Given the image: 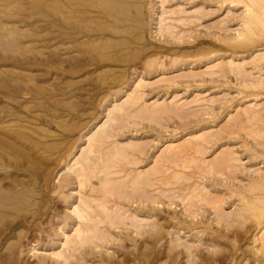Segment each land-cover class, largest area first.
<instances>
[{
	"label": "rangeland",
	"instance_id": "rangeland-1",
	"mask_svg": "<svg viewBox=\"0 0 264 264\" xmlns=\"http://www.w3.org/2000/svg\"><path fill=\"white\" fill-rule=\"evenodd\" d=\"M148 1V2H147ZM161 1H164V0H145V6H144V14H143V18L140 16V21H142L143 20V22L144 23H146V24H142L141 26H137V23L136 22H132L131 24H129L130 26H131V28H129V31L127 30V27H125L126 29L123 31V32H125L126 31V33H119V34H114L113 33V35L111 34V35H109V34H106V40H108L109 42H107L105 39H93L92 37V39H87L85 36V38L83 37V38H80V39H82V41H84V42H82V46L80 45V48H79V50H78V56H79V58H78V56H77V58L75 59V58H72V57H68V60L69 59H71V61L70 62H68L67 60V62L68 63H61V61H60V57H61V51H60V47H59V41H58V36H59V31L60 30H58L59 29V23H58V21H59V14H58V12H59V9H57V8H59V7H57L58 5H56L57 3H56V0H0V26L2 27H0V84L2 83H5V85H7L6 87H3V86H0V96L3 98V100L2 101H0V106L3 108V109H1L0 108V113L1 114H7L8 112H9V109H10V107L12 106V104H15V102H13V101H11V100H9V99H7V96H6V94L8 95V98H12L13 97V99L14 98H16V100H25L26 101V104L28 103V108H30V106H31V110L30 109H23V111H21L20 112V114H21V116H19L20 117V119L19 118H17V117H12L11 116V118H9V120H8V118H7V116L5 115V117L4 118H2V120H4V119H6V121H5V123H3V122H1L2 120H0V125H3V124H6V123H8V122H10L11 120H12V122H10L11 124H13V125H18V126H20L21 127V129H23V128H25L24 126H29V127H27V128H25V129H23V131L25 132V134H27V136L29 135V136H31V137H29L28 136V139L30 140H22V139H17L16 141H14V148H17V149H15V152H13V154H12V158L11 159H8V160H10V162H11V164L9 163V165H8V161H7V159L6 160H4V163H5V166H7L8 168H9V174H10V177H11V175H12V177L10 178L9 177V180L10 181H13L16 177L15 176H17V180L19 181V180H23V178H25V181L23 180V181H21L22 182V184H24V185H20V187H22V188H20L21 189V192H22V194H23V196H25L26 197V195H27V197L29 198V199H27V201H25V200H23V202H22V204L21 203H18V205H16L17 207H18V209H17V207L15 206L14 207V210H12V209H10L9 211H7V214H8V217L5 215V214H2V215H0L1 217H3V218H0L1 220H0V225H3L2 224V222H7V221H10V220H14V221H16V225H14L13 227H12V231L10 232V233H12V234H8L7 235V237L6 238H2L1 236H0V246H3V247H0V259L1 260H3L4 262L6 261V264H17V263H19L20 262V260H21V262L19 263V264H36L37 262L38 263H40V264H53L54 262H55V264H58L57 262H58V258H60L61 259V257H56V259L55 258H52V257H49L51 254H52V252L50 251V250H52L53 252H55L56 250H58L59 248H62L58 243L60 242V240H61V238H58V235H59V237H61V234H59V233H62V231H66V232H68V233H70L71 232V228H72V226H74L75 224H76V220L75 219H73L74 217H73V213L71 212V210L70 209H72V206H71V203H76V201L78 200L77 198H78V193L79 192H83V194H85L87 191H88V193H89V185L83 190V191H81L82 189H78V183H76V180L74 181V179H73V181L71 180L70 181V179H68L69 178V175H67V174H69V173H66V172H69L68 171V169L66 168V166H65V164H67L68 162H69V164H70V159L72 160V158L73 157H76V156H78L79 154H80V152H81V149H80V147H84L85 146V143H86V137H84V136H86L85 134L91 129V128H93L96 124H98L99 122H101L102 120H103V118L105 117L106 118V114H107V112L105 113V111L107 110V108H109L110 106H111V104H112V102H115V101H120L121 99H123L124 97H125V91H128V90H131L132 88H133V82L132 81H135L137 78H139V77H142V78H144V79H146V80H149V81H153V82H155L154 80L155 79H157L158 77H160L161 76V74H163V76H165L164 78L165 79H171L172 81H168V80H166L165 82H164V79H162L163 80V82H160V81H162V80H160V79H157L156 80V84H151V85H149L148 83L147 84H145L144 85V87H142L141 88V92L143 91L144 92V94H142V99H144V102H149V101H151L152 102V100L153 101H155V100H158V101H160V100H168V99H170L172 96H174V95H176V98H178V99H180V100H191V99H193L194 97L196 98H198L197 100L198 101H196V102H194V103H192L191 102V104L189 103L183 110H185L186 109V111L187 110H189V109H191L192 107L194 108V107H196V106H200V107H196V108H194V110L192 111H190V114H192V117L191 116H189L188 115V113L186 112V111H181V113L182 114H184V115H180L181 113H180V111H178V112H176V113H178V114H175V116L173 117V112L172 113H170L171 115H169V112H168V114H166V113H164L163 114V117L161 116L160 117V115L158 116V118H156L157 120L159 119V121H160V119L161 118H163V119H161L162 120V122L161 123H159V122H155V121H157L156 119L154 120H152V118L151 119H149V118H147V117H145V115L144 114H134V115H136V116H138V118H134V117H136V116H131V117H128L127 119L128 120H126V118H125V120L124 119H121V121L122 122H120V121H116L117 122V127H116V122L112 125L113 126V128L115 129L114 130V135L116 134V135H118V136H113V138L112 139H114L115 138V140H119V141H123V140H126L127 138H138L139 140H141V141H143L144 143L143 144H145V142H147L148 144H147V147L146 146H142V148L144 149V151H145V149H146V151H145V153H143L142 152V154L141 153H137V154H135L136 155V159L137 160H139L140 162L138 163V161L136 160V162L138 163V165H137V167H136V162H135V160H133V158L132 157H127V160L124 158V159H122V160H124V161H122V163H120V161L121 160H119V162H118V164H120V166L125 170V169H127V167H128V165H129V167H128V169L126 170V172H128V171H134V170H136V169H138V168H145V167H149L150 165H152V163L154 162V160H152V159H154V157H156V153H157V151H158V149L160 148V147H162L164 144H166L167 142H177V141H179V140H181L182 138H184L187 134H189V133H196V131L197 132H199V131H205V130H209V128L211 129V128H213V129H211L210 131H212L214 134L216 133V135L218 136L217 138H218V140L216 139V135H214L213 133L211 134L212 136L214 135V137H215V139L216 140H214V141H210L209 139H211L210 137H212L211 135L210 136H208L209 137V139H208V141H207V143H205L204 141L202 142V144L203 143H205V144H203V148H200V150L201 149H203V150H201L202 152H200V153H195V152H192V151H190V152H188V154L187 155H189V156H191V157H189V158H187L186 157V155H185V157L187 158V161H188V159H189V161H190V158H192V157H194L195 156V154H196V156L194 157V159H198L199 157L200 158H203V156H204V159L206 160L207 159V161L208 160H211L212 158H214L213 156H216V151L218 152V151H220L221 152V150L223 149V150H225L226 149V151L228 150L227 148H232L231 150L229 149V151L228 152H230L231 151V154H232V152H233V154H235L234 156L236 157V158H238L239 160H238V162L236 161H234V162H232L231 164H233L234 165V168L236 167V163H237V167H236V171L238 170V169H240V170H238L237 172L235 171V173L234 172H232V170H234V169H231V167H230V169H228V170H226L225 171V169H226V167L224 168L223 166H222V169L224 170H222V169H219V171H221L222 170V172L224 173H222L223 174V176H227L228 178H229V180H228V178L225 176V178H223V177H221V175L222 174H220V175H218L219 173H221V172H219L218 171V169H216V167H215V169H212V170H209L208 168V171L206 170V169H203L202 171H205L206 170V172L208 173V174H206V172H200V170H197V165H196V160H194L193 159V161H195V165H193V167L191 166V165H189V164H191V163H189V164H187V165H185L183 162H186V158L184 157V155L183 156H181L179 159H180V162H179V159L177 160V161H175V162H177V163H175L174 162V164H177V167H173L174 165H172L173 163H171V162H169V163H164L165 165H167L166 166V168L167 169H169L168 171H167V175H165V176H168L169 174L171 175L173 172H177V171H179V172H182V174L184 175V177H185V180L183 181V182H181V184H179V183H174L173 185H169V186H163V185H160L159 186V184L158 183H156V185L154 186L155 187V191L153 190L152 191V189H151V187H150V189H149V186H146V187H148L147 188V190L149 191V192H156V191H158L159 189H165V190H169V192L167 193V194H165V195H158V194H156V193H154L156 196H157V198L159 199H157L156 200V202H159V204H161V206H159V204L158 203H156V202H153L152 204L154 205V207L152 208V204H151V200H144V198H141L140 200H141V203L140 202H138V201H140V200H136V201H133L136 197H134V196H132V199H131V195L129 196V200L128 199H123L122 197V199L121 200H119V201H122V203H124V206L125 207H128L129 208V210H132V211H134V210H136L137 211V213H138V215L139 216H142V217H145V218H148V222H147V219H146V222H147V224H145L144 225V227L142 228V229H144V230H139V231H135V230H133V228H131V227H129V226H121V225H119L118 227H116V229H115V227H112V228H110L109 230L111 231V233H112V235L114 236H112V237H110L107 241L108 242H104L103 244L101 243V245H99L100 246V249H99V246H95V245H93V244H88V245H90V246H87V245H85L84 247H82L81 248V250L83 251V253H82V251L79 249V250H76V251H74V252H72L73 253V256L74 255H76V257H72V253H71V256L69 257L68 256V258L70 259V260H64L65 262L66 261H69V264H76L77 263V261H78V263L79 264H97V262H98V264H105V262L107 261L106 259H108L109 261H107L106 262V264H123L124 262L123 261H121V260H124L125 259V257L127 258V260L125 259L124 261H125V263L124 264H149L151 261V263L150 264H168L169 263V256H171L170 255V253L171 254H173V253H176V252H179L180 250L181 251H183V253L181 254V255H179V258H181L179 261H181V262H179V261H177V263L178 264H208V260H206L205 258L208 256L209 258H211L212 259V262H209V264H259V262L257 261V259L256 258H258V257H256L257 256V254H256V252H255V254H253L254 253V250H256V248L259 246V244H260V241L258 240V238L257 237H259V239L261 238L262 239V235L260 234L261 233V231H260V228L262 227V226H259V228H258V226L257 225H255V224H257L256 222H258L255 218H253L252 217V215H251V213L248 211V210H241V208L243 207V204L241 205H239V202L240 203H243V200H241V196L243 195V193L245 192V195L246 196H248V194H250V193H246L247 191L249 192V185H251V183H252V185H253V183H255L254 182V179H255V177H259L260 176V174L263 172L264 173V157H263V155H264V123L262 124V121L264 122V113L261 111V110H263V108H264V89H262V88H264V77H263V79H261L262 78V76L264 75V71L262 70V66H263V62H264V60L263 61H260L259 62V64H258V62H256L255 60H253V54H254V52L255 51H263V49H264V35H262L261 36V34H264L262 31H259V30H255V33H254V35L255 36H257V37H251L250 38V40H252V43H254V44H252V43H250V41H249V43L250 44H247V43H245L244 41H243V43L241 42V44H240V42H238L237 40H235V39H233V37H235V34H236V31H237V29H240V22H241V20H239V19H241L240 18V13L241 12H244V8H243V6H241L242 5V3L241 2H239V1H234V3H236V7H235V4H233L232 2H230L229 0V2L227 3V1L226 0H165V2H162V4H161ZM58 2V1H57ZM151 2H153V3H151ZM239 2V3H238ZM151 3V4H150ZM173 3V4H172ZM179 4L180 6H181V8H182V6L184 7V8H182V9H184V10H186V11H191V10H193L194 8H196L197 6L200 8V10L201 11H199L198 12V15L196 14V13H192V15H191V17H190V19H192L193 20V22H195V20H196V22H195V25L194 24H191L192 23V20H191V22H189L190 23V25L188 24V25H185V26H181V25H179L178 26V28H180L182 31H186V34L187 35H184V36H182L183 34H185V32L183 33V34H181V32L182 31H178L179 33H178V35H179V37L178 38H180V39H178L176 36V38L177 39H175V37L173 36V35H170L169 33H167V32H163L162 31V33L163 34H161L160 32V30L158 29L159 27V23H160V19H159V16L163 13L162 11H166L167 9H169V8H171V7H176L175 5H177V4ZM175 4V5H174ZM228 4V5H227ZM232 4V5H231ZM238 4V5H237ZM240 4V5H239ZM148 5H149V7H148ZM173 5V6H172ZM179 5H177V6H179ZM161 6V7H160ZM171 6V7H170ZM196 6V7H195ZM227 6V7H226ZM234 7V9H233V7ZM239 6V7H238ZM146 7V8H145ZM148 7V8H147ZM165 7V9H163ZM197 7V8H198ZM151 8V9H150ZM190 8V9H189ZM231 8V9H230ZM242 8H243V10H242ZM148 9V10H147ZM162 9V10H161ZM189 9V10H188ZM151 10V11H150ZM160 10H161V12H160ZM242 10V11H241ZM146 11V12H145ZM154 12H155V14L157 15H155L154 14ZM201 12V13H200ZM148 13L149 14V16H148V14L146 15V14ZM200 13V14H199ZM160 14V15H159ZM166 13H163V15L166 17V18H169V14L166 16L165 15ZM242 14V13H241ZM154 15H155V17H154ZM153 16V17H152ZM163 16V17H164ZM193 17V18H192ZM157 18H158V20H157ZM173 18V17H172ZM196 18V19H195ZM58 19V20H57ZM195 19V20H194ZM144 20H146V22L144 21ZM166 20H168V19H166ZM222 21V22H221ZM239 21V22H238ZM94 22L95 23H98V20H94ZM221 22V23H220ZM147 23H148V25H147ZM92 24H94V23H92ZM135 26H134V25ZM144 25H146V26H144ZM238 25V26H237ZM188 26H190V27H188ZM134 27V28H133ZM135 27H136V29H135ZM146 29H145V28ZM183 27V28H182ZM121 29H123L122 27H120ZM138 28H141V29H138ZM187 28H189V29H187ZM191 28V29H190ZM235 28V29H234ZM237 28V29H236ZM135 30V32H133L132 30ZM130 30H131V32H133V33H131L130 32ZM160 32H159V31ZM187 30H191L189 33H187L188 31ZM128 31V32H127ZM139 31V32H138ZM140 31H141V33H140ZM138 32V33H137ZM135 33H137V35H138V37H136L137 35L135 34ZM258 33V34H257ZM260 33V34H259ZM125 34V35H124ZM168 34V35H167ZM132 35V36H131ZM133 35H136V36H133ZM143 35V36H142ZM169 35L171 36L170 38H169ZM175 35V34H174ZM114 36H116V37H114ZM118 36H120V38L118 37ZM128 36V37H127ZM139 36H142V37H140L139 38ZM168 36V37H167ZM181 36V37H180ZM253 36V35H252ZM260 38H259V37ZM107 37H109V38H107ZM122 37V38H121ZM136 37V38H135ZM174 39H173V38ZM263 37V38H262ZM110 38H112V39H110ZM115 38H116V40H118V39H122V41L121 40H119L120 41V43H118V42H116V44L113 42V39H114V41H115ZM134 38V39H133ZM142 38V39H141ZM84 39V40H83ZM126 39V40H125ZM137 39H139V40H137ZM170 41H168V40ZM220 39V40H219ZM87 40V41H86ZM88 40H91V42H92V44H89V41ZM101 40H103V41H105V42H98L97 44H101V46H96V45H94L95 44V41H101ZM126 42H125V41ZM133 40V41H132ZM167 40V41H166ZM111 41H112V44H111ZM127 41H128V43H127ZM234 41H236L235 43H238V44H240V45H238V44H233L234 43ZM85 42H86V44H85ZM90 42V43H91ZM131 42V43H130ZM233 42V43H232ZM256 42V43H255ZM11 43V44H10ZM88 43V44H87ZM103 43H105L104 44V46H103ZM106 43H107V45H106ZM259 43H261V44H259ZM109 44H111V45H109ZM115 44V45H114ZM117 44H119V45H117ZM124 44V45H123ZM127 44V45H126ZM245 44H247V46H245ZM258 44V45H257ZM14 45H15V47H14ZM58 45V46H57ZM88 47H87V46ZM91 45V46H90ZM92 45H93V47H92ZM123 45V46H122ZM236 45V46H235ZM238 45V46H237ZM255 45V46H254ZM257 45V46H256ZM13 46V47H12ZM18 46V47H17ZM90 46V47H89ZM99 49L100 47H108L107 49L105 48L104 50L102 49V50H98L96 47ZM111 46V47H110ZM115 48H114V47ZM117 46V47H116ZM254 46V47H253ZM262 46V47H261ZM127 47V48H126ZM149 47V48H148ZM151 47V48H150ZM260 47V48H259ZM8 48V49H7ZM11 48V49H10ZM14 48V49H13ZM16 48V49H15ZM81 48H83V49H81ZM89 48H91V49H89ZM112 48V49H111ZM121 48V49H120ZM145 48H148V49H145ZM254 48V49H253ZM258 48V49H257ZM262 48V49H261ZM30 49V50H29ZM84 49H86V50H84ZM96 49H97V51L98 52H95L96 51ZM123 49V50H122ZM125 49H127L128 51H126ZM247 49V50H246ZM250 49V50H249ZM259 49H261V50H259ZM14 50V51H13ZM29 50V51H28ZM90 50H92V51H89ZM95 50V51H94ZM117 50H119V53H120V55H119V53H118V51ZM122 50V51H121ZM140 50V51H139ZM102 52V53H100V52ZM111 51V52H110ZM121 51V52H120ZM134 51H136L137 53H135ZM221 51H223L222 53H221ZM224 51H226L225 53H224ZM235 51V52H234ZM245 51V52H244ZM60 52V53H59ZM82 52H85V55H86V53H88L87 55H88V57H85L84 58V53H83V55H82ZM107 52V53H106ZM124 52H126V53H124ZM140 52V53H139ZM40 53V54H39ZM81 53V54H80ZM92 53V54H91ZM99 53H100V55L102 56V57H108L107 55H105V54H108V53H110V54H108L109 55V57H111V56H114V53H115V56H117L118 55V58H119V60H116V61H113L112 59H110V58H103L102 60H101V58H98V56H100L99 55ZM112 53V54H111ZM128 53H130V54H128ZM135 53V54H134ZM150 53H152L153 55H151ZM235 53V54H234ZM245 53V54H244ZM249 53V54H248ZM60 56H59V55ZM92 55V57H90L89 58V55ZM102 54H104V55H102ZM117 54V55H116ZM124 54V55H123ZM140 54V55H139ZM224 54H225V56H224ZM239 54V55H238ZM242 54H243V56H242ZM82 55V56H81ZM86 55V56H87ZM98 55V56H97ZM111 55V56H110ZM123 55V56H122ZM229 55V56H228ZM81 56V57H80ZM129 56V57H128ZM149 56H152L153 58L151 59V57L149 58ZM241 56V57H240ZM252 56V57H251ZM83 57V58H82ZM95 57V58H94ZM122 57V58H121ZM124 57H126V58H124ZM148 57V58H147ZM223 58V59H228V58H234L235 59V57H236V59L235 60H239V61H242V60H246L248 63H249V61H248V59H250L251 61H252V63L254 62H256L255 64L253 63V64H251V61H250V65H246V63H245V65H243L244 66V68H246V69H243V70H241V72L243 71H246L247 70V72L245 73H243V76H241L242 75V73L241 72H236V71H230V70H226L227 69V67L225 68H223L224 69V71L225 72H219V71H217V70H215V73H213V75L212 74H210L209 76H207V75H205L204 74V72L205 73H209V71H207V70H204V69H206L205 68V65L207 64V63H209L211 60H213L214 58ZM252 59H251V58ZM96 59V61H94L93 60V62L90 60V59ZM73 59L74 60H77V62L76 61H74L73 62ZM84 59H86L85 61H84ZM146 59H148L147 61H146V63L144 62ZM153 59H156V60H153ZM159 59V60H158ZM176 60V62H175V60ZM88 60V61H87ZM100 60H101V62H102V64H100L101 62H100ZM107 60H109V61H107ZM111 60V61H110ZM115 60V59H114ZM122 60H124V61H122ZM152 60V61H151ZM160 60H161V63H159L160 62ZM208 60V61H207ZM210 60V61H209ZM65 61V62H66ZM91 61V62H90ZM121 61V62H120ZM150 61V62H149ZM157 61H158V64H157ZM171 61H174V62H171ZM181 61V62H180ZM206 61V62H205ZM72 62V63H71ZM82 63V65L84 64H86L85 66L83 65H80V63ZM86 62V63H85ZM106 62V63H105ZM108 62V63H107ZM111 62V63H110ZM153 62H154V64H153ZM168 64H166V63ZM171 62V63H170ZM177 62H180V64H178ZM182 62H186L188 65H186V64H184L183 65V63ZM60 63V64H59ZM74 63V64H73ZM77 63H79V65L76 64ZM88 63V64H87ZM112 64V65H110V64ZM155 63H156V66H154L155 65ZM175 63V64H174ZM243 63H244V61H243ZM61 64H63L62 66H61ZM73 64V65H72ZM108 64H109V66H108ZM120 64V65H119ZM145 64H147V66H144ZM149 64H152V66L151 65H149ZM171 64H172V67H171ZM177 64H178V66H177ZM183 66H182V65ZM261 64V65H260ZM75 65V66H74ZM123 65V66H122ZM162 65V66H161ZM166 65L167 66H169V67H166ZM50 66V67H49ZM61 66V67H60ZM69 66V67H68ZM103 66H105V67H103ZM117 68H116V67ZM154 66V68H152ZM163 66L165 67L164 69V71H163ZM175 66H177L176 68H175ZM251 66V67H250ZM22 67H24V68H22ZM26 67H28L27 69H26ZM29 67H31V68H29ZM63 67V68H62ZM67 67H68V69H70V70H67ZM73 69V71H71V68ZM84 68V70H83V68ZM93 67H95V68H93ZM100 67V68H99ZM101 67H102V69H104L103 71L104 72H102V69H101ZM109 68V69H105V68ZM114 67V69H112V68ZM120 67V68H119ZM126 67V68H125ZM129 67V68H128ZM149 67V68H148ZM179 67V68H178ZM256 67V68H255ZM258 67V68H257ZM4 68V69H3ZM59 68H62V69H59ZM79 68V69H78ZM86 68V69H85ZM88 68V69H87ZM119 68V69H118ZM128 68V69H127ZM159 70H158V69ZM190 68V69H189ZM252 68V69H251ZM253 68H255V70H253ZM260 68H261V70L263 71V72H261V71H259L260 70ZM264 68V67H263ZM49 69V71H47ZM93 69V70H92ZM95 69H97L98 70V72H99V74L97 75V70L95 71ZM112 71H111V70ZM116 69V70H115ZM127 69V70H126ZM153 69V70H152ZM158 71H157V70ZM229 69V68H228ZM249 69V70H248ZM258 69V70H257ZM66 70V71H65ZM74 70H76L75 72H74ZM78 70L80 71V74H79V72H78ZM90 70V71H89ZM106 70H107V72H106ZM136 72H135V71ZM141 70H143V71H141ZM29 71V72H28ZM61 71L63 72L62 74H61ZM117 71V72H116ZM127 71V72H126ZM154 71H156V72H154ZM161 71V72H160ZM201 71H202V73L205 75H203V76H201L200 77V73H201ZM204 71V72H203ZM229 73H228V72ZM251 71V73H249ZM66 72V73H65ZM73 72H74V74H73ZM77 72V73H76ZM89 72H90V75H89ZM94 72V73H93ZM102 72V73H101ZM118 72H120V73H118ZM124 72V73H123ZM143 72V73H142ZM187 72V73H186ZM217 72H219V74L222 76V74H225V75H223L224 77H221V76H217ZM231 72V73H230ZM235 73L236 72V74L237 73H239L240 74V76H239V74L238 75H233L232 73ZM253 72V73H252ZM261 72V73H260ZM5 73V74H4ZM71 73V74H70ZM123 73V74H122ZM138 73V74H137ZM189 73L190 74H192L193 73V75L196 73L197 74V76H195V77H193V75H190L189 76ZM228 73V74H227ZM260 73V74H259ZM53 75V76H51V75ZM77 74V75H76ZM84 74V75H83ZM89 76H88V75ZM118 74H120V76H118ZM124 74H125V77H124ZM126 74H128V75H126ZM136 74V75H135ZM195 74V75H196ZM216 74V75H215ZM218 74V75H219ZM248 74H250V75H248ZM258 74V76L259 77H261L260 79L258 78V76H256ZM19 75V76H18ZM94 75H96V76H94ZM119 78H117L116 76ZM140 75V76H139ZM180 75H182V76H184V75H187L188 76V78H186L187 76H184V77H181ZM199 75V76H198ZM212 75V76H211ZM252 75H254L255 77V79L253 78V76ZM262 75V76H261ZM15 76V77H14ZM98 76H100V77H98ZM104 76V77H103ZM132 76V77H131ZM147 76V77H146ZM175 76H176V78H175ZM192 76V78H190ZM236 76H239V77H236ZM245 76H246V79H245ZM251 76V77H250ZM18 77V78H17ZM50 77V78H49ZM85 77V78H84ZM114 77H116L114 80H116V82L114 81V80H112V82L110 81L112 78H114ZM131 77V78H130ZM178 77V78H177ZM180 77V78H179ZM17 78V79H16ZM79 78V79H78ZM97 78V79H96ZM122 78H124V79H122ZM135 78V79H134ZM244 78V79H243ZM259 79V80H263L262 82H260V81H258L257 79ZM17 80V81H14V80ZM20 80V82L22 83V85L20 84V82H18L19 80ZM99 79V80H98ZM118 79V80H117ZM248 79V80H247ZM251 79V80H250ZM256 81H254V80ZM27 80H29V82L27 81ZM32 80V81H31ZM104 81L103 83L101 82V81ZM122 80V81H121ZM159 80V82H157ZM244 80V81H243ZM13 81V82H12ZM23 81V82H22ZM25 81V82H24ZM121 81V82H120ZM250 81V82H249ZM251 81H253V82H251ZM26 82H28V83H26ZM113 82H115V83H113ZM153 82H151V83H153ZM169 82V83H168ZM255 82V83H254ZM15 83H18L17 84V86H18V88H16L17 86L15 85ZM24 83V84H23ZM32 83H33V85H32ZM111 85H110V84ZM119 83V84H118ZM128 83V84H127ZM162 83H164V84H162ZM168 83V84H167ZM253 85H252V84ZM257 83V84H256ZM260 83V84H259ZM1 84V85H2ZM28 84V85H27ZM124 84V85H123ZM126 84V85H125ZM252 86H251V85ZM4 85V84H3ZM10 85V86H9ZM19 85H21V86H19ZM23 85L24 86H26V88H24L23 87ZM49 85V86H48ZM88 85V86H87ZM110 85V86H109ZM118 85V86H117ZM242 85H244L245 87H243ZM114 86V87H113ZM120 86H122L123 87V89H122V87H120ZM22 89H21V88ZM38 87V88H37ZM52 87V88H51ZM110 87V88H109ZM126 87V88H125ZM9 88V89H8ZM11 88H13V89H11ZM15 88V89H14ZM24 88V89H23ZM66 88V89H65ZM84 88V89H83ZM118 88V89H117ZM120 88V89H119ZM244 88V89H243ZM254 88V89H253ZM262 89V90H260V89ZM2 89V90H1ZM6 89V90H5ZM18 89V90H17ZM27 91H26V90ZM30 89H31V91H30ZM39 89H41V90H39ZM44 91H43V90ZM115 89H116V91H115ZM125 89V90H124ZM142 89H144V90H142ZM239 89V90H238ZM16 90V91H15ZM19 90H21V91H19ZM39 90V91H38ZM107 90V91H106ZM109 90V91H108ZM121 90H123L122 92H121ZM248 90V91H247ZM251 90H254V91H251ZM6 91H9V93H10V91H12L13 93H15L16 95V97L13 95V93L12 94H8V92H6ZM42 91H43V95H42ZM49 91H51L50 93H49ZM111 91V92H110ZM118 91H120L121 92V94L118 92ZM249 91H251L252 93H250ZM23 92H27V94H25L24 95V97H23ZM31 92V93H30ZM36 92V93H35ZM41 92V93H40ZM55 92V93H54ZM107 92H108V94H107ZM114 92V93H113ZM117 94H116V93ZM241 94H240V93ZM248 92V93H247ZM258 93V95H257V93ZM4 93H5V95H4ZM20 93H22V94H20ZM45 93V94H44ZM106 93V97H103V98H99V95L101 96V95H104ZM239 93V94H238ZM243 93V94H242ZM259 93H260V95H259ZM2 94H3V96H2ZM30 94V95H29ZM50 94H52V95H50ZM54 94V95H53ZM120 94V95H119ZM195 94H197V95H195ZM244 94H245V96H244ZM249 94V96H246V95H248ZM11 95V96H10ZM34 95V96H33ZM37 95V96H36ZM46 97H45V96ZM50 95V96H49ZM117 95H119V96H117ZM123 95V96H122ZM241 95H243V96H241ZM251 95V96H250ZM262 95V96H261ZM6 96V97H5ZM31 96V97H30ZM39 96V97H38ZM59 96V97H58ZM113 96V97H112ZM257 96H259L260 98H258ZM17 97H19V98H21V99H17ZM30 97V98H29ZM32 97H35V98H33L32 99ZM44 97V98H43ZM58 97V98H57ZM66 97V98H65ZM69 97V98H68ZM70 97H71V100L69 101L68 99H70ZM110 97V98H109ZM117 97V98H116ZM249 97V98H248ZM251 97V98H250ZM253 97V98H252ZM6 98V99H5ZM42 98V99H41ZM49 100H48V99ZM51 98H53L52 100H51ZM54 98H56V99H54ZM68 98V99H67ZM73 98V99H72ZM91 98V99H90ZM97 98H99V100L97 99ZM111 98H112V100H111ZM116 98V99H115ZM204 98H205V100H204ZM258 98V99H257ZM31 99V100H30ZM39 99H41L40 101H39V103H37V105H36V103H35V101H38ZM90 99V100H89ZM93 99V100H92ZM250 99V100H249ZM256 99V100H255ZM5 100V101H4ZM8 100V101H7ZM30 100V101H29ZM34 100V101H33ZM56 102H55V101ZM64 100H65V102H64ZM67 100H68V102H67ZM95 100V101H94ZM99 101V103H98V101ZM114 100V101H113ZM200 100V101H199ZM202 100V101H201ZM242 100V101H241ZM47 101V102H46ZM93 101V102H92ZM96 101H97V103H96ZM103 101V102H102ZM107 101V102H106ZM239 101V102H238ZM253 101V102H252ZM31 102H32V104H31ZM40 102H42V103H40ZM60 102V103H59ZM69 102H71V104H69ZM92 102V103H91ZM197 102H200L199 104H195V103H197ZM2 103V104H1ZM7 105H6V104ZM35 103V104H34ZM47 106H43L44 104ZM58 103V104H57ZM94 103V104H93ZM101 103H102V105H101ZM150 103V102H149ZM248 103H257V109L259 110L258 112H256V114L258 115V114H261V116L259 115L258 117H257V115L255 116V117H257V118H253V117H251L252 118V120L251 119H245V118H247V117H245L244 115H239V116H236L238 119H240V121H242V120H244L245 121V123L247 122V124H245V123H240V121L239 120H237L236 119V117H234V115H235V112H236V110H237V106H239V108H241V107H244L245 105H247ZM263 103V104H262ZM3 104H5V105H3ZM34 104V105H33ZM39 104V105H38ZM48 104V105H47ZM61 104V105H60ZM68 105V107H71V108H69L68 109V107H67V105ZM108 104V105H107ZM195 104V105H194ZM261 104V105H260ZM4 107H3V106ZM55 105V106H54ZM63 105H66V107L65 106H63ZM105 105V106H104ZM204 105H206V106H204ZM258 105H260V106H258ZM263 105V106H262ZM8 107V108H6L5 109V107ZM34 108H33V107ZM38 106V107H37ZM40 106V107H39ZM41 106H43L44 108H46V109H43V108H41ZM56 106H58V107H56ZM99 106H101V107H99ZM107 106V107H106ZM192 106V107H191ZM205 108H204V107ZM224 106H226V107H224ZM49 107V108H48ZM89 107V108H88ZM105 107V108H104ZM191 107V108H190ZM233 107V108H232ZM260 107V108H259ZM41 110H40V109ZM59 108V109H58ZM62 108H64V110H62ZM77 108H79V109H77ZM101 108V109H100ZM104 108V109H103ZM189 108V109H188ZM52 109H55V110H52ZM84 109V110H83ZM197 109H201L200 110V112L197 110ZM235 109V110H234ZM3 110V111H2ZM28 110V111H27ZM38 110V111H37ZM40 110V111H39ZM49 110V111H48ZM87 110H91L89 113H91V114H89L88 113V111L86 112ZM203 110H205V111H203ZM3 113H2V112ZM30 111V112H29ZM33 111V112H32ZM35 111V112H34ZM36 111L37 112H40V113H43V114H40V113H36ZM42 111V112H41ZM46 111H48V112H46ZM54 111L55 112H57V113H59V114H57V113H54ZM59 111V112H58ZM69 111V112H68ZM83 111V112H82ZM188 111V112H189ZM202 111V112H201ZM264 111V110H263ZM5 112V113H4ZM46 112V113H45ZM52 112H53V114H52ZM94 112H95V114H94ZM101 112V113H100ZM186 114H185V113ZM191 112H193V113H191ZM194 112H196V114H194ZM232 112V113H231ZM261 112V113H260ZM36 113V114H35ZM51 113V114H50ZM62 113V114H61ZM64 113V114H63ZM65 113L67 114V115H65ZM79 113V114H78ZM81 113H82V115H81ZM200 113V114H199ZM228 113V114H227ZM25 114V115H24ZM45 114V115H44ZM54 114H56V117L54 116ZM99 114H101V115H99ZM193 114L194 115H198V116H193ZM229 114H233V117H234V120L236 119V122L237 123H239V124H241L240 126L241 127H244V129L246 128L247 129V127H248V129H247V131L245 132V130H243V128H241L240 126H238L239 124H237L236 125V122L234 121V120H229L228 119V116H229ZM31 115V116H30ZM37 115V116H36ZM44 115V116H43ZM51 116L50 118H49V116ZM52 115H53V117H55L54 119L52 118ZM61 115V116H60ZM70 115V116H69ZM76 115H77V117H76ZM86 115V116H85ZM143 115H144V117H143ZM186 115H188L189 116V118H191V120L190 119H188V121L190 122H187L186 121V119H187V116ZM228 115V116H227ZM23 116V117H22ZM38 116H40V117H38ZM48 116V117H47ZM64 116H67V117H64ZM69 116V117H68ZM81 116H83V117H81ZM96 116V117H95ZM140 116L141 117H143V118H145V119H143L142 121H141V119H140ZM166 116H168L167 117V119H165L166 118ZM170 116H172V117H170ZM242 116V117H241ZM244 116V117H243ZM90 117V119H88ZM92 117V118H91ZM178 117H184V118H186V119H184V122H181V121H183L181 118V120H179L178 119ZM240 117V118H239ZM263 117V119L262 120H259V118L261 119ZM0 118H1V115H0ZM26 118V120H24V119ZM29 120H28V119ZM30 118L31 119H33V120H30ZM45 118V119H44ZM62 118H64L65 120L64 121H66V122H64L63 121V119ZM72 118V119H71ZM74 118V119H73ZM76 118V119H75ZM85 118H87V119H85ZM134 118V119H133ZM242 118V119H241ZM11 119V120H10ZM48 119H50L49 121H48ZM62 119V120H61ZM70 119H71V121H70ZM79 119L81 120V122H79ZM95 119V120H94ZM136 119V120H135ZM14 120V121H13ZM15 120H17V122L15 123ZM55 120H56V122H55ZM58 120H61V123L60 124H62V125H58ZM69 120V121H68ZM83 120H85V121H83ZM125 122H124V121ZM256 120H258L259 122H257ZM141 122V123H139V125H137L138 123H134V125H132V126H128L129 125V122ZM226 123H228V122H230V121H232L231 122V125L232 126H230V124L228 123V124H226L225 125V122ZM251 121V122H250ZM253 121L255 122V123H253ZM261 121V122H260ZM14 122V123H13ZM34 122V123H33ZM39 122V123H38ZM62 122H64V124L62 123ZM70 122V123H69ZM78 122V123H77ZM118 122H119V125H118ZM248 122H250V123H248ZM1 123H3V124H1ZM23 123V124H22ZM29 123H31V124H29ZM59 126V127H57V125ZM87 123V124H86ZM122 123V124H121ZM124 123V124H123ZM188 123V124H187ZM233 123H234V126H233ZM257 123V124H256ZM261 123V124H260ZM47 124V125H46ZM54 124V125H53ZM68 124V125H67ZM78 124H80V126L78 125ZM85 124V125H84ZM91 124H92V126H91ZM125 125V127H126V125H127V127L125 128V129H123L124 128V126H121V125ZM135 124H136V126H135ZM213 124V125H212ZM222 124H224V126H226V127H228V130H229V128H231V127H233V128H231V130L233 131L232 133L231 132H229L230 133V135L228 134V130H227V128L226 127H221L222 126ZM246 125V127L245 126H243V125ZM248 124H250V125H248ZM252 124H256V125H258V126H260L259 128H258V126H256V125H252ZM260 124V125H259ZM23 125V126H22ZM63 125H64V128H60V127H63ZM76 126V128H75V126ZM77 125L79 126V127H77ZM114 125H115V127H114ZM130 125H131V123H130ZM36 126V127H35ZM37 126H38V128H37ZM39 126L41 127L42 126V129H43V127H47L46 128V132L44 131L43 132V130H41V129H39ZM67 126V127H66ZM121 126V127H120ZM218 126V127H217ZM251 128H250V127ZM263 126V127H262ZM87 127H88V129H87ZM89 127H90V129H89ZM220 127V128H219ZM235 127H236V129H240V130H233V129H235ZM254 127V128H253ZM28 128H29V130H28ZM73 129V131H72V129ZM75 128V129H74ZM117 128H119V130L121 131V129L120 128H122V131H121V133H120V131L117 129ZM220 129V131L219 130H216V129ZM222 128H225L226 129V134H225V132L224 131H222L221 132V130H222ZM249 128H250V130L252 131V133H250V131H248L249 130ZM261 128H262V130H261ZM33 129V130H32ZM45 129V128H44ZM58 129V130H57ZM64 129H67L66 131L64 130ZM81 129V130H80ZM86 129H87V131H86ZM193 131H192V130ZM258 129V130H257ZM36 131L35 132V134L32 132V131ZM48 130H50V132L51 133H48ZM60 130V131H59ZM256 130H257V132H256ZM52 131H54V132H56V133H52ZM79 131V132H78ZM119 131V132H118ZM217 131V132H216ZM221 133V134H223L222 136H223V138H221V136L219 135V132ZM230 131V130H229ZM239 132L238 134L237 133H235V132ZM241 131V132H240ZM254 131V132H253ZM260 133H259V132ZM261 131H262V134H261ZM67 132V133H66ZM71 132V133H70ZM74 132V133H73ZM86 132V133H85ZM257 133V135L256 134H254V133ZM30 133V134H29ZM33 133V134H32ZM79 133V134H78ZM37 134V135H36ZM39 134V135H38ZM50 134V135H49ZM53 134V135H52ZM66 134V135H65ZM175 134V135H174ZM255 135V136H257V137H252V135L250 136V137H252L253 138V140H252V138H250L248 135ZM258 134H261V135H263V137H259V135ZM40 135L41 136H48L47 138L46 137H40ZM70 135V136H69ZM76 135V136H75ZM79 135H81L80 137H79ZM84 135V136H83ZM122 135V136H121ZM260 135V136H261ZM50 136H52V137H50ZM55 136V137H54ZM137 136V137H136ZM144 136V137H143ZM70 137V138H69ZM78 137V138H77ZM122 137H124V138H122ZM125 137H127V138H125ZM168 138V139H166V138ZM220 137V138H219ZM259 137V139H257ZM30 138H32V139H30ZM36 138H37V141H36ZM39 138V139H38ZM122 138V139H121ZM145 138V139H144ZM262 138H263V140H262ZM47 139V140H46ZM67 139V140H66ZM83 139H84V141H83ZM212 139H214V138H212ZM32 140V141H31ZM34 140V141H33ZM39 140V141H38ZM63 140H65L66 141V143H65V141L63 142ZM78 140V141H77ZM220 140V141H219ZM254 140H255V143H254ZM26 141V142H25ZM28 141H29V143H28ZM46 144L47 143V145H45V146H50V145H52V142H54L53 143V145L55 146V147H57V149L55 148V147H53V145H52V148H51V146L50 147H48L49 148V150H48V148H45V147H42V144H43V142ZM69 141H71L73 144H71L73 147H74V145H75V147L73 148V149H70V148H72V146L70 145V143L71 142H69ZM74 141H76V142H74ZM260 143H259V142ZM26 143V145H25V143ZM34 142V144H36L37 145V143H38V145L36 146V145H34V144H31V143H33ZM48 142H50L51 144L49 145V143ZM59 142V143H58ZM79 142V143H78ZM163 142V143H162ZM211 142H213V143H211ZM245 142H248V143H245ZM40 143H41V145H40ZM58 143V144H57ZM63 143V144H62ZM69 143V144H68ZM75 143V144H74ZM226 143H228V144H226ZM258 143V144H257ZM20 146V148H22V149H25V150H20V148H18L19 146ZM29 144V145H28ZM55 144H57V145H55ZM62 144V145H61ZM68 144V145H67ZM142 144V145H143ZM212 144V145H211ZM216 144V145H215ZM247 144H248V146L249 147H251V148H248L247 147ZM41 146V148H40V146ZM70 145V146H69ZM180 146L181 145H184V144H182V143H180L179 144ZM211 145V146H210ZM218 145V146H217ZM225 145V147H226V145L228 146V147H223ZM34 148H33V147ZM39 146V147H38ZM60 148H59V147ZM62 146H64V147H62ZM245 146V147H244ZM38 147V148H37ZM69 147V148H68ZM79 147V148H78ZM220 147L222 148V149H220ZM248 148V151L245 149V148ZM29 148V150H27ZM37 152V153H33V149ZM43 148H45L44 150H46V151H44L43 150ZM78 148V149H77ZM205 148L207 149L208 148V150L207 151H205L204 152V150H205ZM31 149V150H30ZM38 149V150H37ZM58 149H60V150H58ZM68 149V150H67ZM220 149V150H219ZM253 149H255L254 151H255V153H253L254 151H252L251 152V150H253ZM27 150V151H26ZM40 150H42L41 152V154H40ZM32 151V152H31ZM55 151V152H54ZM63 151V152H62ZM68 151V152H67ZM70 151V152H69ZM258 151V152H257ZM51 154H50V153ZM59 154H58V153ZM79 152V153H78ZM149 152V153H148ZM153 152V153H152ZM220 152H218V153H220ZM256 152L258 153L257 155L258 156H256ZM39 153V154H38ZM44 153V154H43ZM57 153V154H56ZM64 153V154H63ZM67 153V154H66ZM153 154V156H151V154ZM193 153H195V154H193ZM203 154V156H202V154ZM204 153H205V155H204ZM216 153V154H215ZM20 154V155H19ZM38 154V155H37ZM49 154V155H48ZM66 154V155H65ZM75 154V155H74ZM139 154H141V155H139ZM144 154H147V155H144ZM201 154V156H199ZM252 154V155H251ZM262 154V155H261ZM18 155V156H17ZM22 155V156H21ZM45 157H44V156ZM48 155V156H47ZM50 155H52L51 157H49ZM54 155V156H53ZM57 157H56V156ZM63 155H65V156H63ZM144 155V156H143ZM241 157H239V156ZM259 155H261V156H259ZM20 156V160L22 159V160H24L25 161V163H24V161H22L21 160V162L22 163H19L20 161H19V159H18V157ZM26 156V157H25ZM28 156H29V158H28ZM30 156H33V157H30ZM39 156V157H38ZM58 156H62V157H58ZM68 156V157H67ZM70 156V157H69ZM137 156H138V158H137ZM140 156V157H139ZM142 156V157H141ZM217 156H219V155H217ZM15 157V158H14ZM24 157V158H23ZM47 157H49L48 159H47ZM55 157V158H54ZM184 157V158H183ZM234 157V158H235ZM27 158V159H26ZM42 158V159H41ZM44 158V159H43ZM53 158V159H52ZM59 158V159H58ZM67 158V159H66ZM131 158V159H130ZM139 158H141V159H139ZM199 158V159H200ZM209 158V159H208ZM211 158V159H210ZM14 159V160H13ZM37 159V160H36ZM46 159V160H45ZM58 159V160H57ZM62 159V160H61ZM184 159V161L181 163V161ZM241 159V160H240ZM11 160H13L14 161V163H12L13 161H11ZM28 160V161H27ZM41 160H42V162H41ZM50 160V161H49ZM130 160H133V162L131 161L130 162ZM192 160V159H191ZM6 161H7V163H6ZM18 161V162H17ZM34 161H36V163L34 162ZM53 161V162H52ZM56 161V162H55ZM59 161H61V162H59ZM193 161H192V164H193ZM239 161H240V163H241V161H242V163L240 164L239 163ZM263 161V162H262ZM31 162V163H30ZM34 162V164H32ZM48 162H51V163H48ZM66 162V163H65ZM126 162H127V164H126ZM129 162H130V164H132L133 163V165H130L129 164ZM134 162H135V164H134ZM17 163H18V165H19V167H17ZM27 163V164H26ZM28 163H30V165L32 166H29L28 167ZM42 165H40V164ZM60 163V164H59ZM143 163V164H142ZM171 163V164H170ZM243 163H245V164H243ZM13 164V165H12ZM27 166H26V165ZM36 164H39L38 166L36 165ZM47 164H48V166H47ZM50 164H53V165H50ZM54 164H56L55 166H54ZM59 164V165H58ZM124 164V165H123ZM141 164V165H140ZM163 164V165H164ZM169 164V165H168ZM15 165V166H14ZM185 166L184 168H181L180 166ZM238 165L241 167V168H238ZM51 166V168L49 169V167ZM59 166V167H58ZM119 166V167H120ZM135 166V167H134ZM244 166V167H243ZM12 167V168H11ZM24 167H26V168H24ZM37 168L38 170H36V169H34V168ZM41 167V168H40ZM130 167H133V168H130ZM174 168L173 170L172 169H170V168ZM179 167V168H178ZM186 167H191V168H186ZM245 167H247V168H245ZM251 168L252 167V169H250L249 170V168ZM253 167H254V169L255 170H258V171H253ZM255 167H257V168H255ZM22 168V169H21ZM40 168V169H39ZM46 168V169H45ZM58 168V169H57ZM66 168V169H65ZM219 168H220V166H219ZM238 168V169H237ZM25 169V170H24ZM27 169V170H26ZM32 169H34V170H32ZM42 169V170H41ZM49 171H48V170ZM53 169H54V171H53ZM60 169H62V170H60ZM66 171H65V170ZM183 169V170H182ZM260 169V170H259ZM15 170V171H14ZM40 170H41V172H40ZM173 172H172V171ZM197 172H196V171ZM214 170H216V171H214ZM16 171H17V173H16ZM20 171V172H19ZM22 171V172H21ZM28 172V173H30V174H27V172H26V176L24 175V172ZM54 172V174H53V172ZM58 171V172H57ZM65 171V172H64ZM185 171V172H184ZM187 171V172H186ZM192 171L193 172H196V173H198V174H196V173H192ZM211 171H213V172H211ZM217 171L219 172V173H217ZM228 171V172H227ZM251 171V172H250ZM259 171H261V172H259ZM11 172H13V174L11 173ZM40 172V173H39ZM57 172V173H56ZM215 172V173H214ZM226 172L228 173V174H231V172H232V176L231 175H228V174H226ZM255 173V174H257L258 175V173H260L258 176L257 175H253V178H251V174H253V173ZM17 175H16V174ZM20 173H23V174H20ZM37 173V174H36ZM42 173V174H41ZM48 173V174H47ZM66 173V174H65ZM187 173V174H186ZM201 175H200V174ZM209 173H212V175L210 174V176H208L209 175ZM214 173V174H213ZM262 173V174H263ZM39 174V176H37ZM43 175L44 174V176L43 177H45V178H43L42 177V179H41V175ZM46 174V175H45ZM50 174V175H49ZM55 174H56V176H55ZM59 174H60V176H59ZM64 175V177L62 176L61 177V175ZM181 174V175H182ZM192 174V175H191ZM13 175H15L14 177H13ZM30 175V176H29ZM53 175V176H52ZM67 175V176H66ZM187 175H189V176H187ZM193 175H194V179H193ZM199 175V176H198ZM216 175V176H215ZM18 176H22V179L20 178V177H18ZM51 176L53 177V179H55V178H58V179H61V180H58L57 179V182H55L56 180H54L53 181V179H51ZM55 176V177H54ZM57 176H59V177H57ZM153 176V175H152ZM164 176V175H163ZM201 176H203L202 178H201ZM208 176V178H205V177H207ZM215 178H214V177ZM219 178H218V177ZM29 177H30V180L28 181V180H26V179H29ZM46 177H47V179H46ZM50 177V178H49ZM186 177H190V179L189 178H186ZM212 178V179H210V178ZM216 177H217V179H216ZM49 178V179H48ZM64 178H65V180H64ZM183 178V177H182ZM200 178V179H199ZM204 178H205V180H204ZM231 178V179H230ZM234 178V179H233ZM236 178V179H235ZM250 178V179H249ZM256 178V179H257ZM31 179H33L32 181H33V183H34V187L32 188V181H31ZM35 179V180H34ZM187 179H189V180H187ZM192 179V180H191ZM197 179H198V181H197ZM208 179H210V180H208ZM225 179V180H224ZM227 179V180H226ZM233 179V180H232ZM255 179V180H256ZM9 180H7L8 182H9ZM16 180V179H15ZM37 180V181H36ZM50 180H51V182H50ZM66 180H67V182H66ZM194 180V181H193ZM203 180V181H202ZM7 181H5L6 182V185H8V182ZM28 181V182H27ZM31 181V182H30ZM39 181V182H38ZM60 181H61V183H60ZM70 181V182H69ZM93 183L94 184H97L96 182V178H93ZM174 181V180H173ZM197 181V182H196ZM234 181V182H233ZM248 181V182H247ZM250 181H253V182H251L250 183ZM20 182V181H19ZM29 183V184H31V185H29V184H27V183ZM55 182V183H54ZM63 182V183H62ZM188 182H192V183H188ZM194 182H196L195 184H194ZM212 182V183H211ZM223 182V183H222ZM228 182V183H227ZM10 183V182H9ZM38 183H39V185H38ZM43 183V184H42ZM47 183V184H46ZM67 183V184H66ZM70 183V184H69ZM74 183V184H73ZM183 183H185V184H183ZM189 184L190 185V187H189V185H187V184ZM199 183V184H198ZM41 184V185H40ZM46 184V185H45ZM52 184H54V185H52ZM76 184V185H75ZM182 184L184 185V187L182 186ZM198 185L199 187L201 186V187H203V188H208L207 190H208V194H210V192H211V194L209 195V197H212V193H214L213 195L216 197V195L219 193V194H221L220 196H219V194H218V197H221V196H223V197H221V198H218V199H223V204L221 203L220 204V202H219V205L221 206V208H223L224 209V211H225V213H226V211H230L231 213L227 216V217H230V218H227V217H225V220H226V222H225V220H224V218H222V219H219L218 218V216H215V213H213V215H212V212L214 211V210H212L211 209V205H209V204H211V202H212V200H214V199H212V198H210V199H212L211 201H210V199H208L209 200V202H208V200H203V201H207V203H208V205L206 204V203H203V204H205V209L206 210H212V211H210V212H208V211H201V209H202V207H203V209L202 210H205L204 209V205L202 204V203H199L200 201L198 200V202H196L197 200L196 199H194V197L192 196V198H193V200L194 201H192V199H190V198H188L189 197V194H193L194 192V189H196L193 185ZM200 184H204V186H202V185H200ZM224 184V185H223ZM231 186H230V185ZM48 185V186H47ZM181 185V186H180ZM225 185L227 186V187H225ZM235 185V186H234ZM243 185H245L246 187H242ZM28 186H30V187H28ZM41 186H42V188H41ZM47 186V187H46ZM62 186V187H61ZM74 186V187H73ZM156 186H158V189L156 190ZM173 186V187H172ZM176 186H178V187H176ZM189 188H188V187ZM234 188H233V187ZM238 188H237V187ZM248 186V187H247ZM26 187V188H25ZM27 187H28V189H27ZM45 187V188H44ZM56 187V190L55 189H53V188H55ZM153 187V188H154ZM192 187H194V188H192ZM230 187H232V188H230ZM36 189V191H35V189ZM39 190H38V189ZM49 188H50V190H51V192L53 193L54 192V194L52 195V193L50 192V190H49ZM62 188H64V189H62ZM75 188V189H74ZM175 190H174V189ZM227 188V189H226ZM239 188H242V189H239ZM245 188H249L248 190L247 189H245ZM23 189H25V190H23ZM26 189H27V192H26ZM46 189V190H45ZM62 189V190H61ZM187 189V191L186 192H184L183 190H186ZM190 189L192 190V191H190ZM229 189H230V191H232V192H229ZM238 189V190H237ZM245 189V190H244ZM30 190V191H29ZM32 190H34V191H32ZM41 190V191H40ZM55 190V191H54ZM70 190V191H69ZM78 192H77V191ZM151 190V191H150ZM171 190H173V191H171ZM183 191V194H181L182 192H180V191ZM225 190H228V192L227 191H225ZM237 190V191H236ZM244 190V191H243ZM247 190V191H246ZM44 191H46V192H44ZM170 191L171 192H173V194L172 193H170ZM179 191V192H178ZM196 191H198V190H196ZM195 191V192H196ZM213 191V192H212ZM239 191V192H238ZM254 191H257L258 193H261L262 192V190L261 189H254ZM31 192V193H30ZM32 192H33V194H32ZM35 192H38L39 193V195L40 196H38V194L37 193H35ZM41 192H43V193H41ZM70 192H72V193H70ZM188 192H190V193H188ZM62 193V194H61ZM75 193V194H74ZM77 193V194H76ZM88 193H86V194H88ZM170 193V194H169ZM174 193H176L177 194V196H180L181 198H182V196H183V198L181 199L180 197H176L175 195H174ZM188 194V197L186 198L185 196H187V194ZM197 193V192H196ZM223 193V194H222ZM232 193H234V196L232 197L231 195H232ZM237 193V194H236ZM239 193L241 194V195H239ZM61 196H60V195ZM74 194V195H73ZM179 194V195H178ZM195 194V193H194ZM224 194L226 195V197L224 196ZM263 194H264V190H263ZM39 197H37V196ZM45 195V196H44ZM49 195V196H48ZM56 195V196H55ZM63 195V196H62ZM166 195H169V199H168V196H166ZM173 195V196H172ZM182 195V196H181ZM191 195H190V197H191ZM238 195V196H237ZM34 196V197H33ZM51 196V197H50ZM55 196V197H54ZM208 196V195H207ZM206 196V197H207ZM213 196V197H214ZM250 196H252V194H250L248 197H250ZM26 197V198H27ZM37 197V198H36ZM56 197H57V199H56ZM160 197V198H159ZM165 197H167V199H165L164 200V198ZM173 197H175V199L173 200L172 198ZM209 197H207V198H209ZM236 197V198H235ZM111 198H115V197H111ZM163 198V199H162ZM170 198H171V200H170ZM181 199L182 200V202H180L181 200H179V199ZM184 198H186L187 200H191L192 201V206H194V205H196L197 203L199 204V205H197V207L196 206H194V208H196V209H194L193 207L191 208V202L190 203H188V202H186L187 200H184ZM35 199H37L36 201H35ZM56 199V200H55ZM59 199H61V201H59ZM117 199V198H116ZM137 199V198H136ZM216 199H217V197H216ZM215 199V200H216ZM226 199V200H225ZM232 199V200H231ZM29 200V201H28ZM32 200H34V201H32ZM44 200H46V204L44 203L45 201ZM49 200V201H48ZM64 202H63V201ZM123 200H125V201H123ZM162 200V202L160 203V201ZM168 200H170V203H169V205H168V203L167 202H169ZM173 200V201H172ZM177 200H178V202H177ZM237 200V201H236ZM42 201V202H41ZM73 201V202H72ZM128 201H130V202H128ZM132 201H133V204H132ZM165 203H164V202ZM185 201V202H184ZM202 201V202H203ZM227 201V202H226ZM32 202H34V203H32ZM36 202V203H35ZM38 202V203H37ZM41 202V203H40ZM52 202V203H51ZM66 202V203H65ZM135 202V203H134ZM144 202H146V205H145V203ZM172 202H174V204L172 203ZM176 202V203H175ZM235 202V203H234ZM23 203H26L25 205L23 204ZM44 203V204H43ZM51 203V204H50ZM56 203V204H55ZM126 203H128V204H126ZM137 203V204H136ZM139 203V204H138ZM143 203V204H142ZM147 203H148V206H147ZM163 203V204H162ZM181 203H183V204H181ZM187 203L189 204V206L187 205ZM21 204V205H20ZM28 204H31L30 205V207H29V205ZM36 204V205H35ZM48 204V205H47ZM140 204H142V205H144V206H142V205H140ZM149 204H151L150 206H149ZM202 204V205H201ZM20 205V206H19ZM23 205V206H22ZM34 205V206H33ZM37 205H39L40 207H38ZM42 205V206H41ZM127 205V206H126ZM133 205V206H132ZM135 205V206H134ZM137 205V206H136ZM158 205V206H157ZM171 205L173 206V207H171ZM182 205V206H181ZM219 205H217V206H219ZM236 205V206H235ZM239 205V206H238ZM22 206V207H21ZM44 206V207H43ZM61 206V207H60ZM140 206V207H139ZM142 206V207H141ZM169 206V207H168ZM185 206V207H184ZM190 207L189 208V211L186 213V211L183 213V211H184V209H182V208H186V207ZM198 206H200L201 207V209H200V211L202 212H200L199 211V209H197L198 208ZM216 206V207H217ZM241 206V208H238V207H240ZM20 207V208H19ZM24 207V208H23ZM26 207H28V209H30L31 211L33 210H36V208L38 209H41L40 210V213H39V215H35V216H33L32 215V213L31 212H29V214H28V216L26 217V219H20V215H23L24 213H26L25 212V210H26ZM34 207V208H33ZM46 207V208H45ZM133 207V208H132ZM150 207V208H149ZM168 207V208H167ZM199 207V208H200ZM225 207V208H224ZM12 208V207H11ZM15 208H16V210L18 211V213H17V211H15ZM56 208H58V209H56ZM163 208V210H162V212H161V209ZM24 209V210H23ZM53 209V210H52ZM68 209V210H67ZM158 209H160V210H158ZM172 209L174 210V211H172ZM188 209V208H187ZM222 209V210H223ZM240 209V214H238L239 213V210ZM20 210H23V211H20ZM52 210V211H51ZM62 212H61V211ZM168 210H170L169 212H168ZM186 210V209H185ZM191 210V211H190ZM192 210L194 211V212H196L195 214L193 213V218L195 219H193L194 220V222L191 220V214H189V213H191L192 212ZM197 210V211H196ZM219 210V209H218ZM232 210V211H231ZM50 211V212H49ZM56 211V212H55ZM166 211V213L165 214H163L164 212ZM182 211V212H181ZM220 211V210H219ZM234 211H235V213L236 214H234ZM237 211V212H236ZM242 211H243V213L245 214V217H242V221H241V215L243 216V213H242ZM248 211V212H247ZM14 212H15V214H14ZM69 212H70V215H69ZM153 212V213H152ZM179 212H180V214L182 213V215H180L179 214ZM207 212V213H206ZM47 213V214H46ZM50 213V214H49ZM53 213V214H52ZM60 215H59V214ZM61 213L63 214L62 216H61ZM201 213V214H200ZM209 213V214H208ZM242 213V214H241ZM246 213H248L247 215H250L249 217H251V218H249L248 216V219H246ZM10 214V215H9ZM45 214V215H44ZM49 214V215H48ZM160 214H162V215H160ZM168 214H170V215H168ZM187 214V215H186ZM189 214V215H188ZM15 215V216H14ZM43 215V216H42ZM48 215V216H47ZM55 215V216H54ZM61 216V217H58V216ZM67 215V216H66ZM71 215H72V217H71ZM148 215V216H147ZM164 215V216H163ZM168 215V216H167ZM196 215L198 216L199 215V217H198V219L196 218ZM211 215L213 216L212 218H211ZM230 215H232V216H230ZM239 217V220L242 222V223H238V222H240V221H235L236 220V217ZM237 215H239V216H237ZM16 216H18V217H16ZM49 216H50V219H48L49 218ZM52 216V217H51ZM66 217V219L65 218H63V217ZM71 218H70V217ZM151 216V217H150ZM153 216V217H152ZM167 218H166V217ZM187 216H189L188 217V219H187ZM216 217V219H219V220H221V221H223V222H225V224L228 226V225H230V226H232L233 224H235L236 222L239 224H237V225H233L232 227H230V226H228V228H227V226H225L224 227V225H223V222H219L218 224L219 225H216L217 223V221H216V219H215V217ZM30 217H32L31 219H30ZM42 217V218H41ZM159 217H161V218H159ZM8 218H10V220L8 219ZM29 218V219H28ZM35 218V219H34ZM69 218V219H68ZM169 218H171V219H169ZM184 220H182V219ZM210 218V219H209ZM228 220H227V219ZM253 218V219H252ZM16 219V220H15ZM28 219V220H27ZM39 219V220H38ZM42 221H41V220ZM47 219H48V221L49 222H47L48 223V225H46L45 226V224H47L46 223V221H47ZM72 219V220H71ZM172 219H173V221H172ZM178 220V222H177V220ZM181 219V220H180ZM186 219V220H185ZM233 219V220H232ZM238 219V218H237ZM243 219H245V221H243ZM20 220V221H19ZM29 220H31L30 222H29ZM34 220H36V221H34ZM59 220H61V222L59 221ZM63 220V221H62ZM162 220V221H161ZM167 220V221H166ZM169 220V221H168ZM176 220V221H175ZM191 222H190V221ZM204 220V221H203ZM232 222H231V221ZM256 220V221H255ZM26 221V222H25ZM39 221V222H38ZM75 221V222H74ZM150 221V222H149ZM161 221V222H160ZM164 221V222H163ZM172 221V222H171ZM175 221V222H174ZM181 221H183V222H181ZM212 221H216L215 223L214 222H212ZM234 221V222H233ZM37 222V223H36ZM157 222V223H156ZM160 222V223H159ZM178 224H177V223ZM205 222V223H204ZM22 223V224H21ZM24 223V224H23ZM30 223V224H29ZM43 223V224H42ZM71 223V224H70ZM154 223V224H153ZM156 223V224H155ZM160 225H159V224ZM166 223H167V225H166ZM185 223V224H184ZM233 223V224H232ZM259 223V222H258ZM174 224V225H173ZM189 224V225H188ZM202 224H204V226L202 225ZM208 224H210V225H208ZM232 224V225H231ZM28 225V226H27ZM52 225V226H51ZM72 225V226H71ZM148 225V226H147ZM177 225V226H176ZM198 225V228L196 227ZM201 225V226H200ZM259 225H261V224H259ZM27 226V227H26ZM45 226V227H44ZM51 226V227H50ZM59 226V228H56V227H58ZM60 226L63 228H60ZM64 226V227H63ZM71 226V227H70ZM147 226V227H146ZM156 226H158V227H160L161 228V231L159 230V228L157 227L156 228ZM205 226H207V227H205ZM256 226V227H255ZM30 227V228H29ZM38 227V228H37ZM41 227H42V229H41ZM44 227V228H43ZM50 227V228H49ZM127 227H129V229L131 230L130 232H129V229H127ZM146 227V228H145ZM163 227V228H162ZM194 227V228H193ZM214 227V228H213ZM255 227V228H254ZM49 228V229H48ZM65 228V229H64ZM69 228H70V230H69ZM117 228H119V229H117ZM152 228H154L153 230H152ZM169 228V229H168ZM196 228H197V231H196ZM204 228V229H203ZM206 228H208V229H206ZM220 228V229H219ZM23 229V230H22ZM26 229V230H25ZM38 229V230H37ZM46 229H48V230H46ZM126 229H127V231H126ZM147 229V230H146ZM156 229V230H155ZM213 229H215V231L213 230ZM226 229V230H225ZM228 229V230H227ZM24 230H25V232H24ZM36 230V231H35ZM124 230V231H123ZM146 230V231H145ZM155 230V231H154ZM157 230H158V232H159V235H157V236H155L154 234L157 232ZM166 230V231H165ZM182 230V231H181ZM207 230H208V232H207ZM218 230H220V231H218ZM16 231V232H15ZM18 231H20L19 233H21L22 234V236L19 234V236L17 235V233H18ZM42 231H43V233H42ZM56 231H58V234H57V232ZM145 231V232H144ZM150 233H149V232ZM153 231V232H152ZM165 231V232H164ZM216 231H217V233H218V235H217V233H216ZM37 232H38V234H37ZM47 232V233H46ZM56 232V233H55ZM124 232H126L125 234H124ZM139 232H141V234H137V233H139ZM142 232H144L145 234L143 235L142 234ZM168 232H169V235H168ZM198 232V233H197ZM260 234H258V233ZM28 233H29V235H28ZM35 233V234H34ZM129 233V234H128ZM134 235L135 234V236H133L132 234ZM146 233H149L148 235H150V234H152V236L150 235V236H146ZM166 233V234H165ZM190 233V234H189ZM204 233H206V235H204ZM208 233L210 234H213V235H208ZM264 233V232H263ZM262 233V234H263ZM26 234V235H25ZM121 236H120V235ZM175 234V235H174ZM195 234H197V235H195ZM221 234V235H220ZM17 235V236H16ZM41 235H43V236H41ZM57 237H56V236ZM118 235V236H117ZM130 235V236H129ZM138 235H139V237H138ZM173 235V236H172ZM215 235V236H214ZM234 235H235V238L233 239V237H234ZM258 235V236H257ZM25 236V237H24ZM53 236V237H52ZM129 238H127V237ZM144 236V237H143ZM162 236V237H161ZM165 238H164V237ZM177 236H178V238H177ZM206 236V237H205ZM210 236V237H209ZM253 236H255V237H253ZM13 237H14V239H13ZM19 239H18V238ZM117 237V238H116ZM134 237H135V239H134ZM147 237V238H146ZM151 237V238H150ZM155 237V238H154ZM159 237H161V239L159 238ZM173 237H175L176 238V240H174L175 238H173ZM205 237V238H204ZM214 237H216V238H214ZM219 237V238H218ZM222 237H224L223 239H220V238H222ZM264 237V236H263ZM18 240H17V239ZM23 238V239H22ZM25 238V239H24ZM44 238V239H43ZM45 238H47V239H45ZM49 238H52V240L51 239H49ZM119 238V240H117ZM136 238H138L137 240H136ZM159 238V239H158ZM179 238H181V239H179ZM211 238V239H210ZM226 238V239H225ZM254 238V239H253ZM12 239L14 240V242H12L11 243V241H12ZM35 239V240H34ZM112 239V240H111ZM120 239H121V241H120ZM134 241H133V240ZM153 239H155V240H153ZM163 239V240H162ZM169 239V240H168ZM179 239V240H178ZM195 239V240H194ZM219 239V240H218ZM236 239V240H235ZM254 241H253V240ZM260 239V240H261ZM9 240V241H8ZM11 240V241H10ZM17 240V241H16ZM23 240V241H22ZM57 240V241H56ZM114 240H115V242H114ZM123 240V241H122ZM152 240V241H151ZM159 240V241H158ZM194 240V241H193ZM3 241H5V243L3 242ZM110 241H112V243H115V244H117V245H115V244H111L110 243ZM138 243H137V242ZM156 241H158L159 242V244H158V242H156ZM161 241L163 242L162 243V245L163 244H165V245H160L161 244ZM190 241V243H188V242ZM212 241V242H211ZM214 241V242H213ZM221 241V242H220ZM30 242H32V243H30ZM53 242V243H52ZM120 242H121V244H120ZM143 242H145V243H143ZM152 242H154V243H156V244H154V243H152ZM166 242V243H165ZM168 242H169V246H168ZM175 242V243H174ZM177 242V243H176ZM191 242H193V243H191ZM254 242H255V244H254ZM20 243V244H19ZM109 243V244H108ZM119 243V244H118ZM180 243H182L183 245H187V246H189L190 247V249H191V251L192 252H194L193 253V255H195L194 256V259L191 261L190 260V258L187 256V253L185 252L186 251V249L183 247V249H185V250H182L181 248H182V246H180V245H182V244H180ZM195 243V244H194ZM253 243V244H252ZM5 244V245H4ZM7 244V245H6ZM11 244H14L13 246H14V248H12L10 245ZM22 244V245H21ZM32 244V245H31ZM53 244V245H52ZM56 244V245H55ZM111 244V245H110ZM137 244H139V245H137ZM145 244H147V245H145ZM207 244H208V246H207ZM214 244V245H213ZM9 245V246H8ZM16 245V246H15ZM107 245H109V246H107ZM115 245V246H114ZM145 245V247H144V249H141V248H143V246ZM171 245H173V246H171ZM177 245V246H176ZM191 245V246H190ZM29 246V247H28ZM30 246H32V248L30 247ZM52 246H54L53 248H52ZM92 246H95V247H98V248H96L98 251V253L97 254H95V251H96V249L95 248H91ZM106 246V247H105ZM111 246V247H110ZM123 246H124V248H123ZM138 246V247H137ZM151 248H153V249H151ZM157 247V248H155V247ZM172 247L173 249H171V248H169V247ZM209 246H211V247H209ZM257 246V247H256ZM4 247H5V249L6 248H8L9 247V250L8 251H5V250H3L4 249ZM11 247V248H10ZM90 247V248H89ZM105 248L104 250L107 252V249L108 250H110V251H108L107 253L104 251V250H102L101 251V248ZM197 249H196V248ZM203 247V248H202ZM93 249L94 251H93V254H92V250H89L88 251V249ZM120 248H123V249H120ZM129 250H128V249ZM205 248V249H204ZM14 249V250H13ZM18 249V250H17ZM31 249V250H30ZM55 249V250H54ZM127 249V250H126ZM157 249L158 251H155V250ZM160 249V250H159ZM167 251H166V250ZM193 249V250H192ZM1 250H3L4 252H7V253H5L4 254V252L2 251L1 252ZM61 249H59L58 251H60ZM118 250H119V252H118ZM121 250V251H120ZM138 250H140V251H138ZM151 252H150V251ZM164 250V251H163ZM169 250V251H168ZM176 252H175V251ZM179 250V251H178ZM202 250H204V251H202ZM77 251H81V253L79 252H77ZM87 251V252H86ZM112 251V252H111ZM122 251H123V253H122ZM124 251H125V253H128V255L126 254H124ZM138 251V252H137ZM199 251V252H198ZM50 252H51V254H50ZM63 252H67L66 250H63ZM86 252V253H85ZM89 252H91V253H89ZM102 252V253H101ZM110 252V253H109ZM137 252V253H136ZM142 252V253H141ZM155 252H157V253H155ZM198 252V253H197ZM9 253H10V255H9ZM76 253H78V254H76ZM99 253H101V254H99ZM111 253H113V254H111ZM115 253H116V255H115ZM139 253V254H138ZM152 254V256L154 257H152L151 256V254ZM165 253V254H164ZM203 253V254H202ZM205 253V254H204ZM3 254V255H2ZM12 254V255H11ZM20 256H19V255ZM46 254V257L45 258H49V259H44V258H42V256L44 257V255ZM50 254V255H49ZM69 255V251L65 254V255ZM83 254H85V255H83ZM87 254H91L90 256H88ZM98 254H99V256H98ZM104 254H106V255H104ZM109 254H111V256L109 255ZM129 254H130V256H129ZM140 254H141V257H140ZM146 254V255H145ZM149 254V255H148ZM161 254V255H160ZM6 257H5V256ZM16 255V256H15ZM77 255L78 256H80L79 258L77 257ZM93 255H94V257H93ZM101 255H103L102 257H101ZM123 255V256H122ZM142 255H143V257H145V261H144V259L142 258ZM155 255H158V256H155ZM167 255V256H166ZM206 255V256H205ZM256 255V256H255ZM10 256V257H9ZM13 256V257H12ZM19 256V257H18ZM38 256H39V258H38ZM52 256H54V255H52ZM83 256V257H82ZM84 256L86 257L85 258V260H83L84 259ZM114 256L116 257V258H114ZM117 256H118V258H117ZM132 256H134V258L132 257ZM150 256L154 259H152V258H150ZM211 256V257H210ZM7 257H9V259L7 258ZM110 257H112V259L114 260V261H112V259L110 258ZM123 257V258H122ZM138 257H140V258H138ZM149 257V258H148ZM156 257V258H155ZM160 259H159V258ZM167 257V258H166ZM183 257V258H182ZM213 257H214V260H213ZM220 259H219V258ZM227 257V258H226ZM232 257H233V259H232ZM3 258V259H2ZM11 258V259H10ZM16 258V259H15ZM17 258H18V260H17ZM40 258H42V259H40ZM51 258L53 259V260H51ZM68 258H66V259H68ZM97 260H96V259ZM102 258L104 259L103 261H102ZM131 258V259H130ZM166 258V259H165ZM185 258H186V261H185ZM9 261H8V260ZM15 259V260H14ZM22 259H23V262H22ZM38 259L40 260V261H38ZM72 259L74 260V259H76L75 261H72ZM94 259V260H93ZM101 259V260H100ZM117 261H116V260ZM132 259H134V260H132ZM143 259V260H142ZM147 259V260H146ZM158 259V260H157ZM163 259H165L166 260V262L163 260ZM168 259V260H167ZM218 259L219 260H221V263H218L219 261H218ZM11 260V261H10ZM12 260H14L13 262H12ZM17 260V261H16ZM42 260H43V262H42ZM44 260H45V262H44ZM50 260V261H49ZM62 260V264H66L65 262L63 263V258L61 259ZM80 260V261H79ZM142 260V262L140 263V261ZM164 262H163V261ZM189 260V261H188ZM203 262V263H201V261ZM216 260V261H215ZM7 261H8V263H7ZM27 261V262H26ZM47 261V262H46ZM51 261H52V263H51ZM118 261H119V263H118ZM144 261V262H143ZM158 261H159V263H158ZM183 261V262H182ZM199 261V262H198ZM224 263H223V262ZM255 261H257V262H255ZM264 261V260H263ZM3 262V264H5ZM10 262V263H9ZM12 262V263H11ZM17 262V263H16ZM74 262H76V263H74ZM114 262V263H113ZM117 262V263H116ZM123 262V263H122ZM134 262V263H133ZM148 262V263H147ZM154 262V263H153ZM188 262V263H187ZM194 262V263H193ZM215 262V263H214ZM226 262V263H225ZM37 263V264H38ZM176 263V264H177ZM59 264H61V261L59 262ZM68 264V263H67ZM260 264H264V262H260Z\"/></svg>",
	"mask_w": 264,
	"mask_h": 264
},
{
	"label": "bare ground",
	"instance_id": "bare-ground-1",
	"mask_svg": "<svg viewBox=\"0 0 264 264\" xmlns=\"http://www.w3.org/2000/svg\"><path fill=\"white\" fill-rule=\"evenodd\" d=\"M58 1V2H57ZM227 1V3L230 1V2H232L233 4H235V7H236V3H234V1H239V2H241L242 3V5L241 6H243V8H244V12H241L240 13V18L241 19H239V20H241V22L239 23L240 24V29H237V31H236V34H235V37H233V39H235V40H237L238 42H240V44H241V42L243 43V41L245 42V43H247V44H250V43H252V40H250V38L251 37H257V36H255L254 35V33H255V30H259V31H262L263 33H264V0H226ZM148 2V1H147ZM162 2H165V0L164 1H161V4H162ZM238 2V3H239ZM56 5H58L57 7H59V8H57V9H59V12H58V14H59V21H58V23H59V29L58 30H60L58 33H59V36H58V45H59V47H60V51H61V59H60V61H61V63H68V62H70L71 61V59H69L68 60V57H72V58H77V56H78V50H79V48H80V45L82 44V42H84V41H82V39H80V38H83L84 36L87 38V39H105L106 40V34H109V35H113V33L114 34H119V33H126V31L125 32H123L126 28L125 27H127V30L129 31V28H131V26L129 25V24H131L132 22L134 23V22H136L137 23V26L139 27V26H141L142 24H146V23H144L143 22V20L142 21H140V16L142 17L143 16V14H144V4L146 3L145 2V0H56ZM151 3H153V2H151ZM150 3V4H151ZM173 4V3H172ZM177 4V3H176ZM175 5V4H174ZM177 5H179V4H177ZM177 5H175L176 7H171V8H169V9H167L166 11H162L163 13H166L165 15L167 16L168 14H169V18H166L164 15H163V13L159 16V19H160V25L158 26L159 28V30L161 31H159L161 34H163L162 33V31L164 32H167V33H169L170 35H173L174 37L176 36H178L179 37V35H178V33L180 32V31H182L180 28H178V26L179 25H181V26H185V25H190V23L189 22H191V20L192 19H190V17H191V15H192V13H196L197 15H198V12L199 11H201L200 10V8L198 7H196V8H194L193 10H191V11H186V10H184V9H182V8H184L183 6H182V8H181V6L179 5V6H177ZM228 5V4H227ZM232 5V4H231ZM238 5V4H237ZM240 5V4H239ZM173 6V5H172ZM148 7H149V5H148ZM147 7V8H148ZM161 7V6H160ZM227 7V6H226ZM233 7V6H232ZM239 7V6H238ZM146 8V7H145ZM243 8H242V10H243ZM151 9V8H150ZM163 9H165V7L163 8ZM190 9V8H189ZM188 9V10H189ZM231 9V8H230ZM233 9H234V7H233ZM148 10V9H147ZM162 10V9H161ZM161 10H160V12H161ZM241 10V11H242ZM151 11V10H150ZM146 12V11H145ZM201 13V12H200ZM199 13V14H200ZM146 14V13H145ZM148 14V13H147ZM146 14V15H147ZM154 14H155V12H154ZM156 15V14H155ZM155 15H154V17H155ZM148 16H149V14H148ZM157 16V15H156ZM164 16V17H163ZM199 16V15H198ZM153 17V16H152ZM173 17V18H172ZM143 18V17H142ZM193 18V17H192ZM144 19V18H143ZM166 19H168V20H166ZM196 19V18H195ZM194 19V20H195ZM58 20V19H57ZM94 20H98V23H95L94 22ZM157 20H158V18H157ZM197 20V19H196ZM196 20H195V22H196ZM145 22H146V20H144ZM159 21V20H158ZM195 22H193V20H192V23L191 24H194L195 25ZM222 22V21H221ZM220 22V23H221ZM239 22V21H238ZM92 23H94V24H92ZM134 25V24H133ZM147 25H148V23H147ZM135 26V25H134ZM144 26H146V25H144ZM238 26V25H237ZM1 27V26H0ZM120 27H122L123 29H121ZM142 27V26H141ZM188 27H190V26H188ZM2 28V27H1ZM134 28V27H133ZM145 28V27H144ZM183 28V27H182ZM135 29H136V27H135ZM138 29H141V28H138ZM146 29V28H145ZM187 29H189V28H187ZM191 29V28H190ZM235 29V28H234ZM132 30V29H131ZM131 30H130V32H131ZM127 31V32H128ZM133 32H135V30H132ZM179 31V32H178ZM188 32L187 33H189L191 30H187ZM133 32H131V33H133ZM139 32V31H138ZM137 32V33H138ZM185 32V34H183ZM137 33H135L136 35H137ZM140 33H141V31H140ZM134 34V33H133ZM175 34V35H174ZM180 34V33H179ZM181 34H183L182 36H184V35H187L186 34V31L184 30V31H182L181 32ZM256 34V33H255ZM258 34V33H257ZM260 34V33H259ZM125 35V34H124ZM136 35H133V36H136ZM168 35V34H167ZM169 35V38L171 37ZM253 35V36H252ZM262 35H264V34H261V36ZM132 36V35H131ZM143 36V35H142ZM142 36H139V38L140 37H142ZM84 37V38H85ZM92 37V38H91ZM114 37H116V36H114ZM119 38H120V36H118ZM128 37V36H127ZM136 37H138V35L136 36ZM135 37V38H136ZM168 37V36H167ZM175 37V39H177ZM181 37V36H180ZM259 37V36H258ZM107 38H109V37H107ZM122 38V37H121ZM143 38V37H142ZM141 38V39H142ZM173 38V37H172ZM260 38V37H259ZM263 38V37H262ZM92 39V40H93ZM98 39V40H99ZM110 39H112V38H110ZM134 39V38H133ZM174 39V38H173ZM178 39H180V38H178ZM256 39V38H255ZM264 39V38H263ZM84 40V39H83ZM119 40H121L122 41V39H118V40H116V38H115V41H114V39H113V42L116 44V42H118V43H120V41ZM126 40V39H125ZM124 40V41H125ZM137 40H139V39H137ZM168 40V39H167ZM166 40V41H167ZM220 40V39H219ZM87 41V40H86ZM89 41V44H92V42H91V40H88ZM103 40H101V41H95V44L94 45H96L97 47L98 46H101V42H102ZM107 42H109L108 40H106ZM133 41V40H132ZM169 41V40H168ZM171 41V40H170ZM169 41V42H170ZM249 41H250V43H249ZM91 42V43H90ZM98 42H100L101 44H97ZM103 42H105V41H103ZM126 42V41H125ZM236 41H234V43L233 44H238V43H235ZM110 43V42H109ZM127 43H128V41H127ZM131 43V42H130ZM256 43V42H255ZM11 44V43H10ZM85 44H86V42H85ZM88 44V43H87ZM104 44L105 43H103V46H104ZM111 44H112V41H111ZM111 44H109V45H111ZM114 44V45H115ZM121 44V43H120ZM129 44V43H128ZM240 44H238V45H240ZM247 44H245V46H247ZM252 44H254V43H252ZM259 44H261V43H259ZM57 45V46H58ZM106 45H107V43H106ZM113 45V44H112ZM117 45H119V44H117ZM124 45V44H123ZM122 45V46H123ZM127 45V44H126ZM237 45V46H238ZM258 45V44H257ZM256 45V46H257ZM262 45V44H261ZM82 46V45H81ZM84 46V45H83ZM82 46V47H83ZM87 46V45H86ZM91 46V45H90ZM89 46V47H90ZM95 46V47H96ZM236 46V45H235ZM241 46V45H240ZM255 46V45H254ZM253 46V47H254ZM13 47V46H12ZM14 47H15V45H14ZM18 47V46H17ZM88 47V46H87ZM92 47H93V45H92ZM96 47V48H97ZM111 47V46H110ZM114 47V46H113ZM117 47V46H116ZM262 47V46H261ZM101 48V49H100ZM99 49L100 50H104L105 48L107 49L108 47H100ZM115 48V47H114ZM127 48V47H126ZM149 48V47H148ZM148 48H145V49H148ZM151 48V47H150ZM260 48V47H259ZM8 49V48H7ZM11 49V48H10ZM14 49V48H13ZM16 49V48H15ZM81 49H83V48H81ZM89 49H91V48H89ZM98 49V48H97ZM97 49H96V51L95 52H98L97 51ZM98 49V50H99ZM112 49V48H111ZM121 49V48H120ZM254 49V48H253ZM258 49V48H257ZM262 49V48H261ZM261 49H259V50H261ZM30 50V49H29ZM28 50V51H29ZM84 50H86V49H84ZM123 50V49H122ZM121 50V51H122ZM126 51H128L127 49H125ZM247 50V49H246ZM250 50V49H249ZM14 51V50H13ZM80 51V50H79ZM87 51V50H86ZM89 51V50H88ZM90 51H92V50H90ZM89 51V52H90ZM118 51V53H119V50H117ZM120 51V52H121ZM140 51V50H139ZM100 52V51H99ZM111 52V51H110ZM135 53H137L136 51H134ZM223 51H221V53H222ZM226 51H224V53H225ZM235 52V51H234ZM245 52V51H244ZM60 53V52H59ZM83 53H84V55H83ZM100 53H102V52H100ZM100 53H99V55H100ZM107 53V52H106ZM124 53H126V52H124ZM134 53V54H135ZM140 53V52H139ZM40 54V53H39ZM81 54V53H80ZM88 53H86V55H87ZM92 54V53H91ZM89 55V58L90 57H92V55ZM108 54H110V53H108ZM108 54H105V55H107L108 57H105V58H110V59H112L113 61H116V60H119V58H118V55L117 56H115V53H114V56H111V57H109V55ZM112 54V53H111ZM128 54H130V53H128ZM151 55H153L152 53H150ZM156 54V53H155ZM154 54V55H155ZM235 54V53H234ZM245 54V53H244ZM249 54V53H248ZM59 55V54H58ZM82 55L84 56V58L85 57H88V55L86 56L85 55V52H82ZM81 55V56H82ZM102 55H104V54H102ZM119 55H120V53H119ZM124 55V54H123ZM122 55V56H123ZM140 55V54H139ZM153 55V56H154ZM239 55V54H238ZM60 56V55H59ZM80 56V57H81ZM98 56V55H97ZM121 56V55H120ZM224 56H225V54H224ZM229 56V55H228ZM242 56H243V54H242ZM254 58H253V60H255L256 62H258V64H259V62L260 61H263L264 60V49H263V51H255L254 52V54L252 55ZM251 56V57H252ZM102 56L100 55V56H98V58H101ZM104 57H102L101 58V60L104 58ZM129 57V56H128ZM151 57V59L153 58L152 56H149V58ZM241 57V56H240ZM250 57V58H251ZM78 58H79V56H78ZM83 58V57H82ZM93 58V57H92ZM90 59L92 62H93V60L94 61H96V59ZM95 58V57H94ZM122 58V57H121ZM124 58H126V57H124ZM148 58V57H147ZM115 59V60H114ZM235 59H236V57H235ZM233 57L232 58H228V59H223V58H214L213 60H209L210 62L209 63H207L206 65H205V68L206 69H204V70H207V71H209V73H205L204 71V74L205 75H207V76H209L210 74H212L213 75V73H215V70H217V71H223V72H225L224 71V67L226 68L227 67V69L226 70H230L231 72L232 71H236V72H241V70H243V69H246V68H244V66L243 65H245V63L247 62L246 60H242V61H239V60H235ZM252 59V58H251ZM68 62H67V61ZM86 59H84V61H85ZM98 60V59H97ZM101 60H100V62H101ZM145 60V59H144ZM148 59H146L144 62L146 63V61H147ZM153 60H156V59H153ZM159 60V59H158ZM175 60V59H174ZM66 61V62H65ZM74 61H76L77 62V60H74L73 59V62ZM88 61V60H87ZM90 61V62H91ZM107 61H109V60H107ZM111 61V60H110ZM122 61H124V60H122ZM152 61V60H151ZM208 61V60H207ZM243 61H244V63H243ZM246 61V62H245ZM248 61H249V63H250V59H248ZM97 62V61H96ZM103 62V61H102ZM102 62L100 63V64H102ZM121 62V61H120ZM150 62V61H149ZM171 62H174V61H171ZM170 62V63H171ZM175 62H176V60H175ZM181 62V61H180ZM180 62H177L178 64H180ZM206 62V61H205ZM255 62V63H256ZM72 63V62H71ZM80 63V62H79ZM79 63H77L78 65H79ZM86 63V62H85ZM106 63V62H105ZM108 63V62H107ZM111 63V62H110ZM109 63V64H110ZM159 63H161V60H160V62ZM166 63V62H165ZM183 63V65L184 64H186V65H188L186 62L184 63V62H182ZM248 62L246 63V65H250ZM254 63V62H253ZM252 63V61H251V64H253ZM254 63V64H255ZM264 63V62H263ZM60 64V63H59ZM74 64V63H73ZM72 64V65H73ZM76 64V63H75ZM76 64V65H77ZM88 64V63H87ZM109 64H108V66H109ZM153 64H154V62H153ZM157 64H158V61H157ZM162 64V63H161ZM167 64V63H166ZM169 64V63H168ZM167 64V65H168ZM175 64V63H174ZM178 64H177V66H178ZM63 64H61V66H62ZM80 65H82V63H80ZM84 65V64H83ZM82 65V66H83ZM86 65V64H85ZM84 65V66H85ZM110 65H112V64H110ZM120 65V64H119ZM149 65H151L152 66V64H149ZM159 65V64H158ZM166 65V67H169V66H167ZM182 65V64H181ZM182 65V66H183ZM261 65V64H260ZM60 66V67H61ZM75 66V65H74ZM123 66V65H122ZM144 66H147V64H145ZM154 66H156V63H155V65ZM154 66L152 67V68H154ZM162 66V65H161ZM177 66H175V68L177 67ZM50 67V66H49ZM69 67V66H68ZM68 67H67V70H70V69H68ZM103 67H105V66H103ZM116 67V66H115ZM157 67V66H156ZM171 67H172V64H171ZM251 67V66H250ZM264 64H263V66H262V70L264 71ZM22 68H24V67H22ZM28 67H26V69H27ZM29 68H31V67H29ZM63 68V67H62ZM62 68H59V69H62ZM71 68V67H70ZM83 68V67H82ZM93 68H95V67H93ZM100 68V67H99ZM112 68V67H111ZM117 68V67H116ZM120 68V67H119ZM118 68V69H119ZM126 68V67H125ZM129 68V67H128ZM127 68V69H128ZM149 68V67H148ZM165 67L163 66V71L165 70L164 69ZM179 68V67H178ZM229 68V69H228ZM243 68V69H242ZM256 68V67H255ZM255 68H253V70H255ZM258 68V67H257ZM4 69V68H3ZM79 69V68H78ZM86 69V68H85ZM88 69V68H87ZM101 69H102V67H101ZM105 69H109L108 67L107 68H105ZM112 69H114V67L112 68ZM126 69V70H127ZM158 69V68H157ZM156 69V70H157ZM190 69V68H189ZM252 69V68H251ZM83 70H84V68H83ZM93 70V69H92ZM97 69H95V71H96ZM104 69H102V72H104L103 71ZM111 70V69H110ZM116 70V69H115ZM153 70V69H152ZM159 70V69H158ZM157 70V71H158ZM249 70V69H248ZM258 70V69H257ZM261 70V68H260V70L259 71H261V72H263ZM47 71H49V69L47 70ZM66 71V70H65ZM71 71H73V69L71 68ZM76 70H74V72H75ZM81 71V70H80ZM80 71L78 70V72H79V74H80ZM90 71V70H89ZM112 71V70H111ZM135 71V70H134ZM141 71H143V70H141ZM29 72V71H28ZM74 72H73V74H74ZM97 72H98V70H97ZM101 72V73H102ZM106 72H107V70H106ZM117 72V71H116ZM127 72V71H126ZM136 72V71H135ZM144 72V71H143ZM142 72V73H143ZM154 72H156V71H154ZM161 72V71H160ZM219 72H217L218 74H219ZM222 72V73H223ZM228 72V71H227ZM230 72V73H231ZM236 72L234 73H232L233 75L235 74V75H238L239 73H237L236 74ZM245 73L247 72V70L246 71H244ZM243 71L241 72L242 73V75L241 76H243V73H244ZM260 72V73H261ZM63 72L61 71V74H62ZM66 73V72H65ZM77 73V72H76ZM94 73V72H93ZM118 73H120V72H118ZM124 73V72H123ZM122 73V74H123ZM187 73V72H186ZM229 73V72H228ZM227 73V74H228ZM248 73V72H247ZM249 73H251V71L249 72ZM253 73V72H252ZM259 73V74H260ZM5 74V73H4ZM71 74V73H70ZM99 74V72L97 73V75ZM121 74V73H120ZM120 74H118V76H120ZM138 74V73H137ZM196 74V73H195ZM193 75V73L192 74H190L189 73V76L190 75H193V77H195V76H197V74L196 75ZM201 75H200V77L201 76H203L204 74L202 73V71H201V73H200ZM203 74V75H202ZM217 74V76H221L220 74L218 75ZM226 74V73H225ZM225 74H222V76L221 77H224L223 75H225ZM51 75V74H50ZM77 75V74H76ZM84 75V74H83ZM88 75V74H87ZM89 75H90V72H89ZM88 75V76H89ZM100 75V74H99ZM126 75H128V74H126ZM136 75V74H135ZM204 75V76H205ZM211 75V76H212ZM216 75V74H215ZM234 75V76H235ZM248 75H250V74H248ZM19 76V75H18ZM51 76H53V75H51ZM91 76V75H90ZM94 76H96V75H94ZM116 76V75H115ZM140 76V75H139ZM181 77H184V76H187V75H184V76H182V75H180ZM199 76V75H198ZM226 76V75H225ZM239 76H240V74H239ZM239 76H236V77H239ZM240 76V77H241ZM253 76V78L255 77L254 75H252ZM256 76H258V74L256 75ZM262 76V75H261ZM15 77V76H14ZM98 77H100V76H98ZM104 77V76H103ZM117 77V76H116ZM116 77H114V78H112L110 81L112 82V80H114ZM124 77H125V74H124ZM132 77V76H131ZM130 77V78H131ZM147 77V76H146ZM165 76H163V74H161V76L160 77H158L157 79H160V80H162V79H164V82L166 81V80H168L169 82L170 81H172L171 79L169 80V79H165L164 78ZM210 77V76H209ZM244 77V76H243ZM251 77V76H250ZM263 77H264V75L262 76V78L261 77H259L258 76V78L260 79H263ZM18 78V77H17ZM16 78V79H17ZM50 78V77H49ZM85 78V77H84ZM118 78V77H117ZM175 78H176V76H175ZM178 78V77H177ZM180 78V77H179ZM186 78H188V76L186 77ZM190 78H192V76L190 77ZM79 79V78H78ZM97 79V78H96ZM119 79V78H118ZM117 79V80H118ZM122 79H124V78H122ZM135 79V78H134ZM157 79H155L154 81L155 82H153V81H149V80H146V79H144V78H142V77H139V78H137L135 81H132L133 82V88L131 89V90H128V91H125V97L123 98V99H121L120 101H115V102H112V104H111V106L109 107V108H107V110L105 111V113L107 112V114H106V118L104 117L103 118V120L101 121V122H99L98 124H96L93 128H91L90 129V127H89V131L85 134L86 136H84V137H86V143H85V146L84 147H80V149H81V152H80V154L78 155V156H76V157H73L72 158V160L70 159V164H69V162L67 163V164H65V166H66V168L68 169V171L69 172H66V173H69V174H67V175H69V178L68 179H70V181L72 180L73 181V179H74V181L76 180V183H78V189L80 188V189H82L81 191H83L88 185H89V193H88V191L86 192V193H88V194H83V192H79L77 195H78V200L76 201V203H71V206H72V209H70L71 210V212L73 213V219H75L76 220V224L74 225V226H72V228H71V232L70 233H68V232H66V231H62V233H59V234H61V237H59V235H58V238H61V240H60V242L58 243L62 248H59V249H61L60 251H58V250H56L55 252H53L52 250H50L51 252H52V254H51V252H50V256L49 257H52V258H55L56 259V257H61V259L63 258V263L65 262L64 260H70L69 258H68V256L70 257L71 256V253L72 252H74V251H76V250H81V248L82 247H84L85 245H87V246H90V245H88V244H93V245H95V246H99V245H101V243L103 244L104 242H108L107 240L110 238V237H112L113 235H112V233H111V231L109 230L110 228H112V227H115V229H116V227H118L119 225H123V226H129V227H131V228H133V230H135V231H139V230H144V229H142L143 227H144V225L145 224H147V222H148V218H145V217H142V216H139L138 215V213H137V211L136 210H134V211H132V210H129V208L128 207H125L124 206V203H122V201H119V200H121L122 198L123 199H128L129 200V196L131 195V199H132V196H134V197H136L133 201H138V200H140L141 198H144V200L146 201V200H151V204L153 203V202H156V200L158 199L157 198V196L159 195H165V194H167L168 192H169V190H165V189H159L158 191H156V192H149L148 190H147V188L148 187H146V186H149V189H150V187H151V189H152V191L155 189V185H156V183H158L159 184V186L160 185H163V186H169V185H173L175 182L176 183H179V184H181V182H183L184 180H185V177H184V175L182 174V172H179V171H175V172H173L172 170L174 169H172V168H170V169H172L171 171L173 172L171 175L169 174L168 176H165V175H167V171L169 170V169H167L166 168V166L167 165H165L164 163H169V162H171V163H173L172 165H174L173 167H177V164H174V162L175 161H177L181 156H183L184 155V157H185V155H186V157L187 158H189V157H191V156H189V155H187L188 154V152H190V151H192V152H195V153H200V152H202L201 150H203V149H201L200 150V148H203L204 146H203V144H205V143H207V141H208V139H209V137L208 136H210L213 132V128H211V129H213L212 131H210L211 129L209 128V130H205V131H199V132H197L196 131V133H189V134H187L184 138H182L181 140H179V141H177V142H167L166 144H164L162 147H160L159 149H158V151H157V153H156V157H154V159H152V160H154V162L152 163V165H150L149 167H143V168H138V169H136V170H134L133 172L132 171H128V172H126V170L128 169V167H129V165L127 164V162H126V164L128 165V167H127V169H123L121 166H120V164H118V162H119V160H121L120 161V163H122V161H124V160H122V159H126L127 160V157H132L133 158V160H135V162H136V155L135 154H137V153H141L142 154V152L144 151V147L142 148V146H146L147 147V142H145V144H143L144 142V140L143 141H141V140H139L138 138H127V137H125V138H127L126 140H123V141H119V140H115V138L114 139H112L113 138V136H118V135H114V128H113V124L118 120V121H120V122H122L121 121V119H124L125 120V118H126V120H128L127 118L128 117H131V116H136L137 114H144L145 115V117H147V118H149V119H151L152 118V120L154 119H156V118H158V116L160 115V117L162 116L163 117V114L164 113H166V114H168V112H169V115H171L170 113H172L173 112V114L175 113V114H178L179 112L178 111H180V113H181V111L190 103L191 104V102L192 103H194V102H196V101H198L197 99V97L195 98H193V99H191V100H180V99H178V98H176V95H174V96H172L170 99H168L167 101L166 100H160V101H158V100H155V101H153L152 100V102L151 101H149V102H144V99H142V94H144V92L142 91L141 92V88L142 87H144V85L145 84H149V85H151V84H156V80ZM244 79V78H243ZM245 79H246V76H245ZM255 79V78H254ZM253 79V80H254ZM257 79V78H256ZM259 79H257L258 81H260V82H262L263 80H259ZM14 80V79H13ZM19 80V79H18ZM99 80V79H98ZM248 80V79H247ZM251 80V79H250ZM14 81H17V80H14ZM28 82H29V80H27ZM32 81V80H31ZM105 81V80H104ZM103 80L101 81L102 83L104 82ZM115 82H116V80H114ZM122 81V80H121ZM120 81V82H121ZM244 81V80H243ZM255 81V80H254ZM13 82V81H12ZM18 82H20V80L18 81ZM23 82V81H22ZM25 82V81H24ZM28 82H26V83H28ZM115 82H113V83H115ZM151 82H153V83H151ZM157 82H159V80L157 81ZM160 82H163V80L162 81H160ZM167 82V81H166ZM168 82V83H169ZM250 82V81H249ZM251 82H253V81H251ZM256 82V81H255ZM254 82V83H255ZM30 83V82H29ZM105 83V82H104ZM117 83V82H116ZM167 83V84H168ZM2 84V83H1ZM0 84V86H3V87H6L7 85H5V83H3L2 85ZM17 84L18 83H15V85L17 86ZM20 84L22 85V83L20 82ZM24 84V83H23ZM110 84V83H109ZM119 84V83H118ZM128 84V83H127ZM162 84H164V83H162ZM252 84V83H251ZM250 84V85H251ZM257 84V83H256ZM260 84V83H259ZM21 85H19V86H21ZM28 85V84H27ZM32 85H33V83H32ZM111 85V84H110ZM109 85V86H110ZM124 85V84H123ZM126 85V84H125ZM253 85V84H252ZM251 85V86H252ZM10 86V85H9ZM49 86V85H48ZM88 86V85H87ZM118 86V85H117ZM146 86V85H145ZM243 87H245L244 85H242ZM23 87L24 88H26V86H24L23 85ZM114 87V86H113ZM120 87H122V86H120ZM16 88H18V86L16 87ZM21 88V87H20ZM23 88V89H24ZM38 88V87H37ZM52 88V87H51ZM110 88V87H109ZM126 88V87H125ZM9 89V88H8ZM11 89H13V88H11ZM15 89V88H14ZM22 89V88H21ZM66 89V88H65ZM84 89V88H83ZM118 89V88H117ZM120 89V88H119ZM122 89H123V87H122ZM244 89V88H243ZM254 89V88H253ZM260 89V88H259ZM262 89H264V88H262ZM262 89H260V90H262ZM2 90V89H1ZM6 90V89H5ZM18 90V89H17ZM26 90V89H25ZM39 90H41V89H39ZM38 90V91H39ZM43 90V89H42ZM125 90V89H124ZM142 90H144V89H142ZM239 90V89H238ZM16 91V90H15ZM19 91H21V90H19ZM27 91V90H26ZM30 91H31V89H30ZM44 91V90H43ZM43 91H42V95H43ZM107 91V90H106ZM109 91V90H108ZM115 91H116V89H115ZM123 90H121V92H122ZM248 91V90H247ZM251 91H254V90H251ZM251 91H249L250 93H252ZM6 92H8V94H12L13 92L12 91H10V93H9V91H6ZM12 92V93H11ZM22 92V91H21ZM32 92V91H31ZM30 92V93H31ZM51 91H49V93H50ZM111 92V91H110ZM120 94H121V92L120 91H118ZM124 92V91H123ZM122 92V93H123ZM36 93V92H35ZM41 93V92H40ZM55 93V92H54ZM114 93V92H113ZM116 93V92H115ZM240 93V92H239ZM238 93V94H239ZM248 93V92H247ZM257 93V92H256ZM1 94V93H0ZM20 94H22V93H20ZM25 94H27V92H23V97H24V95ZM45 94V93H44ZM107 94H108V92H107ZM117 94V93H116ZM119 94V95H120ZM241 94V93H240ZM243 94V93H242ZM4 95H5V93H4ZM13 95L15 96L16 94L15 93H13ZM28 95V94H27ZM30 95V94H29ZM50 95H52V94H50ZM49 95V96H50ZM54 95V94H53ZM106 95V93L104 94V95H99V98L101 97V98H103V97H106L105 96ZM119 95H117V96H119ZM195 95H197V94H195ZM257 95H258V93H257ZM259 95H260V93H259ZM2 96H3V94H2ZM6 96H7V99H9V100H11V101H13V102H15V104H12V106L10 107V109H9V112L7 113V114H1L0 113V115H1V118H0V120H2V118H4L5 117V115L7 116V118L9 117V118H11V116L12 117H17V118H19L20 119V117L19 116H21V114H20V112L21 111H23V109H27L28 108V103L26 104V101L24 100H16V98H14L13 99V97L12 98H8V95L6 94ZM5 96V97H6ZM11 96V95H10ZM34 96V95H33ZM37 96V95H36ZM45 96V95H44ZM123 96V95H122ZM241 96H243V95H241ZM244 96H245V94H244ZM243 96V97H244ZM246 96H249V94L248 95H246ZM251 96V95H250ZM262 96V95H261ZM16 97V96H15ZM31 97V96H30ZM29 97V98H30ZM39 97V96H38ZM46 97V96H45ZM59 97V96H58ZM57 97V98H58ZM108 97V96H107ZM106 97V98H107ZM113 97V96H112ZM258 98H260L259 96H257ZM19 97H17V99H18ZM25 98V97H24ZM33 98H35V97H32V99ZM44 98V97H43ZM66 98V97H65ZM69 98V97H68ZM67 98V99H68ZM99 98H97L98 100H99ZM100 98V99H101ZM110 98V97H109ZM117 98V97H116ZM115 98V99H116ZM249 98V97H248ZM251 98V97H250ZM253 98V97H252ZM257 98V99H258ZM6 99V98H5ZM19 99H21V98H19ZM42 99V98H41ZM41 99H39L38 101H35V103L37 102V103H39V101L41 100ZM48 99V98H47ZM53 98H51V100H52ZM54 99H56V98H54ZM73 99V98H72ZM91 99V98H90ZM89 99V100H90ZM3 100V98L0 96V101H2ZM31 100V99H30ZM29 100V101H30ZM49 100V99H48ZM69 101L71 100V97H70V99H68ZM68 100H67V102H68ZM93 100V99H92ZM97 100V101H98ZM111 100H112V98H111ZM204 100H205V98H204ZM250 100V99H249ZM256 100V99H255ZM5 101V100H4ZM8 101V100H7ZM34 101V100H33ZM55 101V100H54ZM72 101V100H71ZM95 101V100H94ZM97 101H96V103H97ZM114 101V100H113ZM200 101V100H199ZM202 101V100H201ZM242 101V100H241ZM47 102V101H46ZM56 102V101H55ZM64 102H65V100H64ZM93 102V101H92ZM91 102V103H92ZM103 102V101H102ZM107 102V101H106ZM239 102V101H238ZM253 102V101H252ZM34 103V104H35ZM37 103H36V105H37ZM40 103H42V102H40ZM60 103V102H59ZM98 103H99V101H98ZM200 102H197V103H195L196 105L197 104H199ZM2 104V103H1ZM6 104V103H5ZM5 104H3V105H5ZM31 104H32V102H31ZM33 104V105H34ZM44 104V103H43ZM46 104V103H45ZM43 105V106H46V105ZM58 104V103H57ZM69 104H71V102H69ZM68 104V105H69ZM94 104V103H93ZM100 104V103H99ZM194 104V105H195ZM263 104V103H262ZM2 105V106H3ZM7 105V104H6ZM39 105V104H38ZM48 105V104H47ZM61 105V104H60ZM67 105V104H66ZM66 105H63V106H65L66 107ZM68 105H67V107H68ZM72 105V104H71ZM101 105H102V103H101ZM108 105V104H107ZM261 105V104H260ZM260 105H258V106H260ZM264 105V104H263ZM262 105V106H263ZM43 106H41V108H43V109H46V108H44ZM55 106V105H54ZM105 106V105H104ZM201 106V105H200ZM200 106H196L197 108L198 107H200ZM204 106H206V105H204ZM203 106V107H204ZM4 107V106H3ZM33 107V106H32ZM38 107V106H37ZM40 107V106H39ZM47 107V106H46ZM56 107H58V106H56ZM99 107H101V106H99ZM107 107V106H106ZM188 107V106H187ZM192 107V106H191ZM190 107V108H191ZM196 107H194V108H196ZM202 107V106H201ZM224 107H226V106H224ZM238 108H237V110H236V112H235V115H234V117H236V116H239V115H244L245 117H247V118H245V119H251L252 120V118L251 117H253V118H257L259 115L261 116V114H256V112H258L259 110L257 109L258 107H257V103H248L247 105H245L244 107H241V108H239V106H237ZM0 108L1 109H3L1 106H0ZM6 108H8L7 106L5 107V109ZM30 108H31V106H30ZM30 108H28V109H30ZM34 108V107H33ZM49 108V107H48ZM69 108H71V107H68V109ZM89 108V107H88ZM105 108V107H104ZM103 108V109H104ZM194 108L192 107L191 109H189L190 111L193 109L194 110ZM205 108V107H204ZM233 108V107H232ZM260 108V107H259ZM32 109V108H31ZM30 109V110H31ZM40 109V108H39ZM59 109V108H58ZM77 109H79V108H77ZM101 109V108H100ZM41 110V109H40ZM39 110V111H40ZM47 110V109H46ZM52 110H55V109H52ZM62 110H64V108H62ZM84 110V109H83ZM189 110H187L186 111V109L185 110H183V111H186L187 113H188V115L190 114V111ZM192 110V111H193ZM199 112H200V110L199 109H197ZM235 110V109H234ZM263 110H264V108H263ZM263 110H261L263 113H264V111ZM3 111V110H2ZM1 111V112H2ZM28 111V110H27ZM38 111V110H37ZM36 111V113L38 114V113H40V112H37ZM49 111V110H48ZM48 111H46V112H48ZM56 111V110H55ZM54 111V113H57V112H55ZM86 111V110H85ZM88 111V113L91 111V110H87ZM86 111V112H87ZM189 111V112H188ZM203 111H205V110H203ZM30 112V111H29ZM33 112V111H32ZM35 112V111H34ZM42 112V111H41ZM45 112V113H46ZM59 112V111H58ZM69 112V111H68ZM83 112V111H82ZM176 112H178V113H176ZM202 112V111H201ZM3 113V112H2ZM5 113V112H4ZM35 113V114H36ZM44 113V112H43ZM43 113H40V114H43ZM101 113V112H100ZM185 113V112H184ZM191 113H193V112H191ZM232 113V112H231ZM51 114V113H50ZM52 114H53V112H52ZM57 114H59V113H57ZM62 114V113H61ZM64 114V113H63ZM79 114V113H78ZM89 114H91V113H89ZM94 114H95V112H94ZM134 114H136V115H134ZM175 114L173 115V117L175 116ZM186 114V113H185ZM194 114H196V112H194ZM193 114V116H198V115H194ZM200 114V113H199ZM228 114V113H227ZM25 115V114H24ZM39 115V114H38ZM45 115V114H44ZM43 115V116H44ZM65 115H67L66 113H65ZM81 115H82V113H81ZM99 115H101V114H99ZM144 115H143V117H144ZM179 115V114H178ZM181 116L182 115H184V114H180ZM188 115H186L187 116V119L186 118H184V117H178V119L179 120H183V121H181V122H184V119H186V121L187 122H189L188 121V119H190L191 120V118H189V116H191L192 117V114H190L189 116ZM257 115V117H255ZM31 116V115H30ZM37 116V115H36ZM49 116V115H48ZM47 116V117H48ZM54 116L56 117V114H54ZM61 116V115H60ZM70 116V115H69ZM68 116V117H69ZM86 116V115H85ZM185 116V115H184ZM228 116V115H227ZM243 116V117H244ZM23 117V116H22ZM38 117H40V116H38ZM51 116H49V118H50ZM55 117H53V115H52V118L54 119ZM64 117H67V116H64ZM76 117H77V115H76ZM81 117H83V116H81ZM96 117V116H95ZM143 117H141L140 116V119H141V121L143 120V119H145V118H143ZM165 117V116H164ZM163 117V118H164ZM167 117L168 116H166V118L165 119H167ZM170 117H172V116H170ZM234 117H233V114L231 115V114H229V116H228V119L229 120H234ZM242 117V116H241ZM9 118H8V120H9ZM92 118V117H91ZM134 118H138V116H136V117H134ZM133 118V119H134ZM143 118V119H142ZM163 118H161V119H163ZM169 118V117H168ZM181 118V119H180ZM240 118V117H239ZM24 119V118H23ZM28 119V118H27ZM45 119V118H44ZM56 119V118H55ZM63 119V121L65 120L64 118H62ZM61 119V120H62ZM72 119V118H71ZM71 119H70V121H71ZM74 119V118H73ZM76 119V118H75ZM85 119H87V118H85ZM88 119H90V117L88 118ZM160 119V121L162 122V120ZM236 119L237 120H239L240 121V119H238L237 117H236ZM236 119L234 120L235 122H236ZM242 119V118H241ZM263 119V117L260 119L259 118V120H262ZM11 120V119H10ZM24 120H26V118L24 119ZM29 120V119H28ZM30 120H33V119H31L30 118ZM50 119H48V121H49ZM61 120H58V125L61 123ZM91 120V119H90ZM95 120V119H94ZM123 120V121H124ZM125 120V121H126ZM136 120V119H135ZM146 120V119H145ZM157 120V119H156ZM164 120V119H163ZM5 121H6V119H4V120H2L1 122H3V123H5ZM14 121V120H13ZM67 121V120H66ZM66 121H64V122H66ZM69 121V120H68ZM83 121H85V120H83ZM124 121V122H125ZM159 121V119L157 120V121H155V122H159V123H161ZM185 121V122H186ZM257 122H259L258 120H256ZM255 121V122H256ZM10 122H12V120L10 121ZM10 122H8V123H6V124H3V123H1V124H3V125H0V215H2V214H5L7 217H8V214H7V211H9L10 209H12V210H14V207L16 206V205H18V203H21L22 204V202H23V200H25V201H27V199H29L28 197H27V195H26V197L25 196H23V194H22V192H21V189L20 188H22V187H20V185H24V184H22V182L21 181H25V178H23V180H17V176H15V175H13V177L15 176L16 178V180L14 179L13 181H10L9 180V177H10V172L8 171L9 170V168L7 167L8 165H9V163L11 164V162H10V160H8V159H11L12 158V154H13V152H15V149H17V148H14V141H16L17 139L19 140V139H22V140H29L28 139V136H27V134H25V132L23 131V129H25V128H27V127H29V126H24L25 128H23V129H21V127L20 126H18V125H13V124H11ZM17 122V120H15V123ZM55 122H56V120H55ZM64 122H62L63 124H64ZM79 122H81V120L79 119ZM184 122V123H185ZM225 122V121H224ZM227 122V121H226ZM225 122V125L226 124H230V126H232L231 125V122L232 121H230V122H228V123H226ZM245 123V121L244 120H242V121H240V123ZM251 122V121H250ZM250 122H248V123H250ZM254 121H253V123H255ZM261 122V121H260ZM14 123V122H13ZM18 123V122H17ZM34 123V122H33ZM39 123V122H38ZM70 123V122H69ZM78 123V122H77ZM130 123H131V125H130ZM134 123H138V122H129V125L128 126H132V125H134ZM139 123H141V122H139ZM139 123L137 124V125H139ZM190 123V122H189ZM242 123V124H243ZM264 122L262 121V124H263ZM23 124V123H22ZM29 124H31V123H29ZM56 124V123H55ZM87 124V123H86ZM122 124V123H121ZM120 124V125H121ZM124 124V123H123ZM188 124V123H187ZM237 124H239V123H237L236 122V125ZM245 124H247V122L245 123ZM243 125V126H245L246 127V125ZM257 124V123H256ZM256 124H252L253 126L254 125H256ZM261 124V123H260ZM259 124V125H260ZM32 125V124H31ZM47 125V124H46ZM54 125V124H53ZM57 125V124H56ZM57 125V127H59ZM60 125H62V124H60ZM68 125V124H67ZM79 126H80V124H78ZM77 125V127H79ZM85 125V124H84ZM118 125H119V122H118ZM213 125V124H212ZM241 124H239L238 126H240ZM248 125H250V124H248ZM23 126V125H22ZM75 126V125H74ZM91 126H92V124H91ZM121 126H124V128L123 129H125L126 127H127V125H126V127H125V125H121ZM120 126V127H121ZM135 126H136V124H135ZM224 126V124H222V126L221 127H223ZM233 126H234V123H233ZM256 126H258V125H256ZM261 126V125H260ZM260 126H258V128L260 127ZM36 127V126H35ZM67 127V126H66ZM114 127H115V125H114ZM116 127H117V122H116ZM115 127V128H116ZM218 127V126H217ZM224 127H226V126H224ZM229 127V126H228ZM228 127H226L227 128V130H228ZM241 127V126H240ZM250 127V126H249ZM255 127V126H254ZM253 127V128H254ZM263 127V126H262ZM37 128H38V126H37ZM45 128V129H44ZM46 128L47 127H43V129H42V126L40 127L39 126V129H41V130H43V132L45 131L46 132ZM61 129L62 128H64V125H63V127H60ZM75 128H76V126H75ZM74 128V129H75ZM220 128V127H219ZM231 128H233V127H231ZM231 128H229V130H228V134L230 135V133L229 132H233L232 130H231ZM241 128H243V130H245V132L247 131V129H248V127H247V129L245 128L244 129V127H241ZM240 128V129H241ZM251 128V127H250ZM250 128H249V130L248 131H250V133H252V129L250 130ZM72 129V128H71ZM87 129H88V127H87ZM87 129H86V131H87ZM118 130H119V128H117ZM121 129V131H122V128H120ZM240 129H236V127H235V129H233V130H240ZM264 129V128H263ZM28 130H29V128H28ZM33 130V129H32ZM31 130V131H32ZM58 130V129H57ZM65 131L67 130V129H64ZM81 130V129H80ZM192 130V129H191ZM216 130H219L220 131V129H216ZM258 130V129H257ZM257 130H256V132H257ZM261 130H262V128H261ZM60 131V130H59ZM72 131H73V129H72ZM120 131V130H119ZM118 131V132H119ZM121 131H120V133H121ZM193 131V130H192ZM218 131V132H219ZM222 131H226V129L225 128H222V130H221V132ZM34 134H35V132L34 131H32ZM79 132V131H78ZM217 132V131H216ZM241 132V131H240ZM254 132V131H253ZM254 133V134H256L257 135V133ZM259 132V131H258ZM32 133V134H33ZM48 133H51L50 132V130H48ZM52 133H56V132H54V131H52ZM67 133V132H66ZM71 133V132H70ZM74 133V132H73ZM223 133V132H222ZM235 133H239L238 131L237 132H235ZM260 133V132H259ZM30 134V133H29ZM79 134V133H78ZM214 134V133H213ZM225 134H226V132H225ZM233 134V133H232ZM253 134V133H252ZM251 134V135H252ZM261 134H262V131H261ZM261 134H258L259 135V137L261 138V137H263V135H261ZM264 134V133H263ZM37 135V134H36ZM39 135V134H38ZM50 135V134H49ZM53 135V134H52ZM66 135V134H65ZM175 135V134H174ZM214 135H216V133L214 134ZM214 135L212 136V137H210L211 139H209L210 141L212 140V141H214V140H218V136L216 135L215 137H216V139H215V137H214ZM219 135L221 136V138H223V134H221L220 132H219ZM250 134L248 135L249 137L251 136ZM261 135V136H260ZM32 136V135H31ZM31 136H29V137H31ZM70 136V135H69ZM76 136V135H75ZM81 135H79V137H80ZM122 136V135H121ZM40 137H48V136H41L40 135ZM50 137H52V136H50ZM55 137V136H54ZM137 137V136H136ZM144 137V136H143ZM208 139H207V138ZM252 137H257V136H253L252 135ZM252 137H250V138H252ZM259 137L257 138V139H259ZM70 138V137H69ZM78 138V137H77ZM122 138H124V137H122ZM121 138V139H122ZM166 138V137H165ZM212 138H214V139H212ZM220 138V137H219ZM30 139H32V138H30ZM39 139V138H38ZM145 139V138H144ZM166 139H168V138H166ZM47 140V139H46ZM67 140V139H66ZM169 140V139H168ZM206 142H205V141ZM252 140H253V138H252ZM262 140H263V138H262ZM30 141V140H29ZM29 141H28V143H29ZM32 141V140H31ZM34 141V140H33ZM36 141H37V138H36ZM39 141V140H38ZM65 140H63V142H64ZM78 141V140H77ZM83 141H84V139H83ZM205 142V143H203L202 144V142ZM220 141V140H219ZM26 142V141H25ZM24 142V143H25ZM43 142V141H42ZM55 142V141H54ZM54 142H52V145H53V143ZM69 142H71V141H69ZM74 142H76V141H74ZM259 142V141H258ZM49 143V145L51 144L50 142H48ZM56 143V142H55ZM59 143V142H58ZM57 143V144H58ZM65 143H66V141H65ZM79 143V142H78ZM163 143V142H162ZM180 143H182V144H184V145H179ZM209 143V142H208ZM207 143V144H208ZM211 143H213V142H211ZM245 143H248V142H245ZM254 143H255V140H254ZM260 143V142H259ZM30 144V143H29ZM28 144V145H29ZM31 144H34V142L33 143H31ZM45 143L43 142V144H42V147H45V148H48V147H50L51 146V148H52V145H50V146H45V145H47V143L44 145ZM57 144H55V145H57ZM63 144V143H62ZM61 144V145H62ZM69 144V143H68ZM67 144V145H68ZM71 144H73L72 142L70 143V145ZM75 144V143H74ZM143 144V145H142ZM226 144H228V143H226ZM249 144V143H248ZM248 144H247V147L248 148H251V147H249L248 146ZM258 144V143H257ZM18 145V144H17ZM25 145H26V143H25ZM34 145H36V144H34ZM37 145H38V143H37ZM36 145V146H37ZM40 145H41V143H40ZM39 145V146H40ZM69 145V146H70ZM212 145V144H211ZM210 145V146H211ZM216 145V144H215ZM19 146V145H18ZM21 146V145H20ZM20 146L18 147V148H20ZM38 146V147H39ZM72 146V145H71ZM218 146V145H217ZM33 147V146H32ZM35 147V146H34ZM33 147V148H34ZM37 147V148H38ZM53 147H55L54 145H53ZM59 147V146H58ZM62 147H64V146H62ZM74 147H75V145H74ZM73 146H72V148H70V149H73L74 148ZM223 147H225V145L223 146ZM226 147H228L227 145H226ZM225 147V148H226ZM245 147V146H244ZM245 148L247 151H248V148ZM32 148V149H33ZM36 148V147H35ZM40 148H41V146H40ZM45 148H43V150L45 149ZM56 149H57V147H55ZM60 148V147H59ZM69 148V147H68ZM79 148V147H78ZM77 148V149H78ZM22 148H20V150H21ZM42 149V148H41ZM220 149H222L221 147H220ZM219 149V150H220ZM224 149V148H223ZM221 150V152L220 151H218V152H220V153H218L217 151H216V156H213L214 158H210L211 160H208L207 161V159L205 160L204 159V156H203V152L201 153L202 154V156H203V158H196V159H194V157L196 156V154L195 153H193V154H195V156L194 157H192V158H190V161H189V159H188V161H187V158H186V162H183L184 161V159L181 161V163L183 162L185 165H187V164H189V163H191V164H189V165H191L192 167H193V165H195V161H193V159L194 160H196V167H197V170H200V172L203 170V169H206L207 171H208V169L209 170H212V169H215V167H216V169H218V171H219V169H222V166L225 168L226 167V169H225V171L226 170H228V169H230V167H231V169H234V170H232V172H234L235 173V171H236V167H237V163H236V167L234 168V165L233 164H231L232 162H238V158H236L234 155L236 154H233V152H232V154H231V151L230 152H228L229 151V149L231 150L232 148L230 147V148H227L228 150L226 151V149L225 150ZM22 150H25V149H22ZM21 150V151H22ZM27 150H29V148L27 149ZM26 150V151H27ZM31 150V149H30ZM38 150V149H37ZM48 150H49V148H48ZM58 150H60V149H58ZM68 150V149H67ZM208 150V148L206 149L205 148V150H204V152L205 151H207ZM255 149H253V150H251V152L252 151H254ZM42 150H40V154L43 152H41ZM44 151H46V150H44ZM145 151H146V149H145ZM145 151L143 152V153H145ZM200 151V152H199ZM209 151V150H208ZM256 151V150H255ZM255 151L253 152V153H255ZM32 152V151H31ZM37 153L34 149H33V153ZM55 152V151H54ZM63 152V151H62ZM68 152V151H67ZM70 152V151H69ZM258 152V151H257ZM256 152V156H258L257 153ZM50 153V152H49ZM58 153V152H57ZM56 153V154H57ZM79 153V152H78ZM149 153V152H148ZM153 153V152H152ZM39 154V153H38ZM37 154V155H38ZM44 154V153H43ZM51 154V153H50ZM59 154V153H58ZM64 154V153H63ZM67 154V153H66ZM65 154V155H66ZM141 154H139V155H141ZM151 154V153H150ZM201 154L199 155V156H201ZM20 155V154H19ZM42 155V154H41ZM49 155V154H48ZM47 155V156H48ZM65 155H63V156H65ZM75 155V154H74ZM144 155H147V154H144ZM143 155V156H144ZM204 155H205V153H204ZM217 155H219V156H217ZM237 155V154H236ZM252 155V154H251ZM262 155V154H261ZM261 155H259V156H261ZM18 156V155H17ZM22 156V155H21ZM44 156V155H43ZM46 156V155H45ZM44 156V157H45ZM52 155H50L49 157H51ZM54 156V155H53ZM56 156V155H55ZM151 156H153V154H151ZM239 156V155H238ZM241 156V155H240ZM239 156V157H240ZM26 157V156H25ZM30 157H33V156H30ZM39 157V156H38ZM49 157H47V159L49 158ZM57 157V156H56ZM58 157H62V156H58ZM68 157V156H67ZM70 157V156H69ZM140 157V156H139ZM142 157V156H141ZM183 157V158H184ZM235 157V158H234ZM263 157H264V155H263ZM15 158V157H14ZM20 158V156L18 157V159ZM24 158V157H23ZM28 158H29V156H28ZM55 158V157H54ZM137 158H138V156H137ZM241 158V157H240ZM7 159V161H8V165L7 166H5V163H4V160H6ZM27 159V158H26ZM42 159V158H41ZM44 159V158H43ZM53 159V158H52ZM59 159V158H58ZM57 159V160H58ZM67 159V158H66ZM131 159V158H130ZM139 159H141V158H139ZM181 159V158H180ZM180 159H179V162H180ZM192 159V160H191ZM209 159V158H208ZM14 160V159H13ZM13 160H11V161H13ZM22 160V159H21ZM21 160L19 159V163H22L21 162ZM37 160V159H36ZM46 160V159H45ZM62 160V159H61ZM133 160H130V162L132 161L133 162ZM241 160V159H240ZM7 161H6V163H7ZM22 161H24V160H22ZM28 161V160H27ZM50 161V160H49ZM138 161V163L140 162L139 160H137ZM192 161H193V164H192ZM18 162V161H17ZM35 163H36V161H34ZM34 162L32 163V164H34ZM41 162H42V160H41ZM44 162V161H43ZM42 162V163H43ZM53 162V161H52ZM56 162V161H55ZM59 162H61V161H59ZM125 162V161H124ZM130 162H129V164H130ZM135 162H134V164H135ZM188 162V163H187ZM263 162V161H262ZM12 163H14V161L12 162ZM24 163H25V161H24ZM31 163V162H30ZM30 163H28L29 165H28V167L29 166H31L30 165ZM48 163H51V162H48ZM66 163V162H65ZM138 163L136 162V167H137V165H138ZM170 163V164H171ZM175 163H177V162H175ZM182 163V164H183ZM187 163V164H186ZM239 163H240V161H239ZM241 163H242V161H241ZM240 163V164H241ZM27 164V163H26ZM25 164V165H26ZM40 164V163H39ZM39 164H36L37 166L39 165ZM60 164V163H59ZM58 164V165H59ZM143 164V163H142ZM164 164V165H163ZM243 164H245V163H243ZM13 165V164H12ZM41 165V164H40ZM50 165H53V164H50ZM56 164H54V166H55ZM124 165V164H123ZM130 165H133V163L132 164H130ZM141 165V164H140ZM169 165V164H168ZM15 166V165H14ZM27 166V165H26ZM33 166V165H32ZM31 166V167H32ZM42 166V165H41ZM47 166H48V164H47ZM120 166V167H119ZM219 166H220V168H219ZM230 166V167H229ZM17 167H19V165H18V163H17ZM59 167V166H58ZM135 167V166H134ZM181 168H184L185 166H180ZM244 167V166H243ZM12 168V167H11ZM24 168H26V167H24ZM34 168V167H33ZM41 168V167H40ZM39 168V169H40ZM51 168V166L49 167V169ZM65 168V169H66ZM130 168H133V167H130ZM179 168V167H178ZM186 168H191V167H186ZM208 168V169H207ZM238 168H241L239 165H238ZM237 168V169H238ZM245 168H247V167H245ZM249 168V167H248ZM255 168H257V167H255ZM8 169V170H7ZM22 169V168H21ZM34 169H36V170H38L37 168H34ZM34 169H32V170H34ZM46 169V168H45ZM58 169V168H57ZM64 169V170H65ZM250 169H252V167L251 168H249V170ZM25 170V169H24ZM27 170V169H26ZM42 170V169H41ZM41 170H40V172H41ZM48 170V169H47ZM60 170H62V169H60ZM183 170V169H182ZM206 170L205 171H202V172H206ZM223 170V169H222ZM222 170L221 171H219V172H221V173H219L218 171H217V173H219L218 175H220V174H222L223 172H222ZM238 170H240V169H238ZM237 170V171H238ZM255 169H254V167H253V171H254ZM260 170V169H259ZM15 171V170H14ZM39 171V170H38ZM49 171V170H48ZM53 171H54V169H53ZM52 171V172H53ZM66 171V170H65ZM64 171V172H65ZM196 171V170H195ZM214 171H216V170H214ZM224 171V170H223ZM229 171V170H228ZM227 171V172H228ZM236 171V172H237ZM255 171H258V170H255ZM254 171V172H255ZM20 172V171H19ZM22 172V171H21ZM24 172V171H23ZM27 172V171H26ZM26 172H24V175L26 176L27 174H30V173H28L27 172V174H26ZM39 172V173H40ZM58 172V171H57ZM56 172V173H57ZM169 172V171H168ZM185 172V171H184ZM187 172V171H186ZM197 172V171H196ZM196 172H193L192 171V173H196ZM209 172V171H208ZM211 172H213V171H211ZM226 172V174H228ZM232 172H231V174H232ZM251 172V171H250ZM259 172H261V171H259ZM12 174H13V172H11ZM16 173H17V171H16ZM15 173V174H16ZM65 173V174H66ZM215 173V172H214ZM213 173V174H214ZM233 173V174H234ZM253 173V172H252ZM256 173V172H255ZM255 173H253V174H251V178H253V175L255 174ZM263 173V172H262ZM260 174V173H258V175L260 174V176L257 178V177H255V179H254V182L255 183H253V185H252V183L251 182H253V181H250V183H251V185H249V192L247 191L248 189L247 188H245V189H247L246 191V193H250V194H252V196H250V197H248L250 194H248V196H246L245 195V192L243 193V195L240 197L241 198V200H243V203H240L239 202V205L241 204H243V207L241 208V206L240 207H238V208H241V210L243 209V210H248L250 213H251V215H252V217L253 218H255L258 222H256L257 224H255V225H257L258 226V228H259V226H262L261 228H260V231H261V237H262V239L260 240L259 239V237H257L258 238V240L260 241V244H259V246L256 248V250H254V253L253 254H255V252H256V254H257V256L256 257H258V258H256L257 259V261L259 262V264H260V262H264L263 260H264V194H263V190H264V173L263 174ZM20 174H23V173H20ZM37 174V173H36ZM42 174V173H41ZM40 174V175H41ZM48 174V173H47ZM53 174H54V172H53ZM182 174V175H181ZM187 174V173H186ZM196 174H198V173H196ZM200 174V173H199ZM206 174H208L207 172H206ZM210 174L212 175V173H209V175L208 176H210ZM224 174V173H223ZM223 174L221 175V177H223V178H225V176H223ZM231 174H228V175H231ZM232 174V175H233ZM17 175V174H16ZM31 175V174H30ZM29 175V176H30ZM46 175V174H45ZM50 175V174H49ZM66 175V176H67ZM153 175V176H152ZM164 175V176H163ZM192 175V174H191ZM201 175V174H200ZM231 175V176H232ZM255 175H257V174H255ZM257 175V176H258ZM32 176V175H31ZM37 176H39V174L37 175ZM44 176V174L43 175H41V179H42V177ZM53 176V175H52ZM51 176V179H53V177ZM55 176H56V174H55ZM54 176V177H55ZM59 176H60V174H59ZM59 176H57V177H59ZM64 177V175L62 174L61 175V177ZM187 176H189V175H187ZM199 176V175H198ZM208 176L207 177H205V178H208ZM216 176V175H215ZM11 177H12V175H11ZM10 177V178H11ZM18 177H20V176H18ZM183 177V178H182ZM203 176H201V178H202ZM214 177V176H213ZM212 177V178H213ZM218 177V176H217ZM217 177H216V179H217ZM227 177V176H226ZM21 179H22V176L20 177ZM43 178H45V177H43ZM50 178V177H49ZM48 178V179H49ZM60 178V177H59ZM93 178H96V183L97 184H94L93 183ZM186 178H189L190 179V177H186ZM205 178H204V180H205ZM210 178V177H209ZM212 178H210V179H212ZM215 178V177H214ZM219 178V177H218ZM228 178V177H227ZM46 179H47V177H46ZM57 179L58 178H55V179H53V181L54 180H56L55 182H57ZM184 179V180H183ZM189 179H187V180H189ZM193 179H194V175H193ZM200 179V178H199ZM210 179H208V180H210ZM231 179V178H230ZM234 179V178H233ZM232 179V180H233ZM236 179V178H235ZM250 179V178H249ZM7 180H9V182L7 181ZM26 180H30V177H29V179H26ZM33 179H31V181H32ZM35 180V179H34ZM58 180H61V179H58ZM64 180H65V178H64ZM174 180V181H173ZM183 180V181H182ZM192 180V179H191ZM218 180V179H217ZM225 180V179H224ZM227 180V179H226ZM228 180H229V178H228ZM5 181H7L8 182V185H6V182ZM27 181V182H28ZM30 181V182H31ZM37 181V180H36ZM69 181V182H70ZM73 181V182H74ZM186 181V180H185ZM194 181V180H193ZM197 181H198V179H197ZM196 181V182H197ZM203 181V180H202ZM26 182V183H27ZM39 182V181H38ZM50 182H51V180H50ZM54 182V183H55ZM66 182H67V180H66ZM196 182H194V184L196 183ZM234 182V181H233ZM248 182V181H247ZM32 183V188L34 187L33 185H34V183H33V181L31 182ZM60 183H61V181H60ZM63 183V182H62ZM189 184L190 183H192V182H188ZM212 183V182H211ZM223 183V182H222ZM228 183V182H227ZM27 184H29V183H27ZM43 184V183H42ZM47 184V183H46ZM45 184V185H46ZM67 184V183H66ZM70 184V183H69ZM74 184V183H73ZM183 184H185V183H183ZM182 184V186L184 187V185ZM187 184V183H186ZM189 184H187V185H189ZM197 184V183H196ZM199 184V183H198ZM29 185H31V184H29ZM38 185H39V183H38ZM41 185V184H40ZM52 185H54V184H52ZM76 185V184H75ZM191 185V184H190ZM190 185H189V187H190ZM193 185V184H192ZM200 185H202V184H200ZM224 185V184H223ZM230 185V184H229ZM25 186V185H24ZM48 186V185H47ZM46 186V187H47ZM181 186V185H180ZM194 187L196 186V185H193ZM202 186H204V184L202 185ZM228 186V185H227ZM226 185H225V187H227ZM231 186V185H230ZM235 186V185H234ZM28 187H30V186H28ZM28 187H27V189H28ZM62 187V186H61ZM74 187V186H73ZM154 187V188H153ZM173 187V186H172ZM176 187H178V186H176ZM188 187V186H187ZM188 187V188H189ZM194 187H192V188H194ZM233 187V186H232ZM232 187H230V188H232ZM237 187V186H236ZM242 187H246L245 185H243ZM248 187V186H247ZM26 188V187H25ZM41 188H42V186H41ZM45 188V187H44ZM185 188V187H184ZM196 189H194V193L191 195V194H189V197H188V194H187V196H185L186 198L188 197V198H190V199H192V201H194L193 200V198H192V196L194 197V199H196L197 201L196 202H198V200L200 201L199 203H206L207 205H208V203H207V201L205 202V201H203V200H208V199H210V198H212V199H216V197H217V199L215 200H212V199H210V201L212 200V202H211V204H209V205H211L210 207H211V209L212 210H214L213 212H212V215H213V213H215V216H218V218L219 219H222V218H224V220H225V217H227L231 212L230 211H226V213H225V211H224V209L223 208H221V206L219 205V202H220V204L222 203L223 204V199H218V198H221V197H223V196H221V197H218V194L216 195V197L214 196L215 194L214 193H212V197H209V195L211 194V192H210V194H208V188H203V187H199L198 185L195 187ZM234 188V187H233ZM238 188V187H237ZM27 189H26V192H27ZM35 189V188H34ZM38 189V188H37ZM53 189H55L56 190V187L55 188H53ZM62 189H64V188H62ZM61 189V190H62ZM75 189V188H74ZM158 189V186H156V190ZM174 189V188H173ZM227 189V188H226ZM239 189H242V188H239ZM244 189V190H245ZM254 189H261L262 190V192L261 193H258L257 191H254ZM23 190H25V189H23ZM39 190V189H38ZM46 190V189H45ZM49 190H50V188H49ZM54 190V191H55ZM175 190V189H174ZM196 190H198V191H196ZM238 190V189H237ZM236 190V191H237ZM243 190V191H244ZM30 191V190H29ZM32 191H34V190H32ZM35 191H36V189H35ZM41 191V190H40ZM70 191V190H69ZM77 191V190H76ZM151 191V190H150ZM155 191V190H154ZM171 191H173V190H171ZM170 191V193H172L173 194V192H171ZM180 191V190H179ZM178 191V192H179ZM184 192H186L187 191V189L186 190H183ZM183 191H180V192H182L181 194H183ZM190 191H192L191 189H190ZM197 193H196V192ZM225 191H227L228 192V190H225ZM44 192H46V191H44ZM50 192H51V190H50ZM78 192V191H77ZM213 192V191H212ZM229 192H232V191H230V189H229ZM239 192V191H238ZM31 193V192H30ZM35 193H37L38 194V196H40L39 195V193L38 192H35ZM41 193H43V192H41ZM47 193V192H46ZM52 193V192H51ZM70 193H72V192H70ZM154 193H156V194H158L157 196L154 194ZM169 193V194H170ZM188 193H190V192H188ZM32 194H33V192H32ZM54 194V192L52 193V195ZM62 194V193H61ZM75 194V193H74ZM73 194V195H74ZM176 193H174V195H175ZM185 194V193H184ZM183 194V195H184ZM214 194V195H213ZM223 194V193H222ZM237 194V193H236ZM60 195V194H59ZM179 195V194H178ZM190 195H191V197H190ZM208 195V196H207ZM221 194H219V196H220ZM239 195H241L240 193H239ZM37 196V195H36ZM37 196V197H38ZM45 196V195H44ZM49 196V195H48ZM56 196V195H55ZM54 196V197H55ZM61 196V195H60ZM63 196V195H62ZM166 196H168V199H169V195H166ZM173 196V195H172ZM176 197H180V196H177V194L175 195ZM182 196V195H181ZM209 197V198H207V197ZM214 196V197H213ZM224 196L226 197V195L224 194ZM232 197L234 196V193H232V195H231ZM238 196V195H237ZM34 197V196H33ZM36 197V198H37ZM51 197V196H50ZM111 197H115V198H111ZM122 197V198H121ZM39 198V197H38ZM117 198V199H116ZM121 198V199H120ZM160 198V197H159ZM181 198V197H180ZM182 198H183V196H182ZM181 198V199H182ZM186 198H184V200H187ZM236 198V197H235ZM56 199H57V197H56ZM55 199V200H56ZM163 199V198H162ZM165 199H167V197H165L164 198V200ZM173 200L175 199V197H173L172 198ZM179 199V198H178ZM181 199H179V200H181ZM187 200L186 202H188V203H190L191 202V208L193 207L194 208V206H196L197 207V205H199L198 203L196 204V205H194V206H192V201L191 200ZM37 199H35V201H36ZM58 200V199H57ZM125 200H123V201H125ZM159 200V199H158ZM170 200H171V198H170ZM170 200H168L169 202H167L168 203V205H169V203H170ZM172 200V201H173ZM226 200V199H225ZM232 200V199H231ZM29 201V200H28ZM32 201H34V200H32ZM45 202V204H46V200H44ZM49 201V200H48ZM59 201H61V199H59ZM63 201V200H62ZM133 201H132V204H133ZM153 201V202H152ZM203 201V202H202ZM237 201V200H236ZM42 202V201H41ZM40 202V203H41ZM64 202V201H63ZM73 202V201H72ZM126 202V201H125ZM128 202H130V201H128ZM138 202H140L141 203V200L140 201H138ZM147 202V201H146ZM146 202H144L145 203V205H146ZM150 202V201H149ZM162 202V200L160 201V203ZM164 202V201H163ZM177 202H178V200H177ZM180 202H182V200L180 201ZM185 202V201H184ZM208 202H209V200H208ZM227 202V201H226ZM32 203H34V202H32ZM36 203V202H35ZM38 203V202H37ZM43 203V204H44ZM52 203V202H51ZM50 203V204H51ZM66 203V202H65ZM135 203V202H134ZM156 203H158L159 204V202H156ZM165 203V202H164ZM173 204H174V202H172ZM176 203V202H175ZM187 203V205L189 206V204ZM235 203V202H234ZM20 204V205H21ZM24 205L26 204V203H23ZM56 204V203H55ZM126 204H128V203H126ZM137 204V203H136ZM139 204V203H138ZM143 204V203H142ZM142 204H140V205H142ZM151 204H149V206L151 205ZM163 204V203H162ZM181 204H183V203H181ZM201 204V205H202ZM19 205V206H20ZM29 205V207H30V205L31 204H28ZM36 205V204H35ZM48 205V204H47ZM153 205V204H152ZM151 205V206H152ZM204 205V209H205V204H203ZM208 205V206H209ZM217 205H219V206H217ZM238 205V206H239ZM23 206V205H22ZM21 206V207H22ZM32 206V205H31ZM34 206V205H33ZM38 207H40L39 205H37ZM42 206V205H41ZM127 206V205H126ZM133 206V205H132ZM135 206V205H134ZM137 206V205H136ZM142 206H144V205H142ZM141 206V207H142ZM147 206H148V203H147ZM150 206V207H151ZM158 206V205H157ZM159 206H161V204H159ZM182 206V205H181ZM186 207V208H182V209H184V211H183V213L186 211V213L189 211V208L190 207ZM217 206V207H216ZM236 206V205H235ZM12 207V208H11ZM17 207V206H16ZM44 207V206H43ZM61 207V206H60ZM140 207V206H139ZM145 207V206H144ZM149 207V208H150ZM154 207V205L152 206V208ZM169 207V206H168ZM167 207V208H168ZM171 207H173L172 205H171ZM185 207V206H184ZM200 206H198V208L197 209H199V211H200V209H201V207L199 208ZM20 208V207H19ZM24 208V207H23ZM34 208V207H33ZM46 208V207H45ZM133 208V207H132ZM188 208V209H187ZM225 208V207H224ZM17 209H18V207H17ZM56 209H58V208H56ZM186 209V210H185ZM194 209H196V208H194ZM202 209H203V207H202ZM201 209V211L203 212V211H208V212H210V211H212V210H202ZM220 211H219V210ZM223 209V210H222ZM24 210V209H23ZM23 210H20V211H23ZM40 210L41 209H37L36 208V210H30V209H28V207H26V210H25V212L26 213H24L23 215H20V219H26V217L28 216V214H29V212H31L32 213V215L33 216H35V215H39V213H40ZM53 210V209H52ZM51 210V211H52ZM68 210V209H67ZM158 210H160V209H158ZM162 210H163V208L161 209V212H162ZM15 211H17L16 210V208H15ZM61 211V210H60ZM170 210H168V212H169ZM172 211H174L173 209H172ZM191 211V210H190ZM197 211V210H196ZM200 211V212H201ZM232 211V210H231ZM239 211V213L238 214H240V209L238 210ZM247 211V212H248ZM50 212V211H49ZM56 212V211H55ZM62 212V211H61ZM182 212V211H181ZM201 212V213H202ZM237 212V211H236ZM17 213H18V211H17ZM153 213V212H152ZM166 213V211L163 213V214H165ZM193 213L195 214L196 212H194L193 210H192V212L191 213H189V214H191V220L194 222V218H193ZM200 213V214H201ZM207 213V212H206ZM229 213V214H228ZM242 213H243V211H242ZM241 213V214H242ZM14 214H15V212H14ZM47 214V213H46ZM50 214V213H49ZM48 214V215H49ZM53 214V213H52ZM59 214V213H58ZM179 214H180V212H179ZM185 214V213H184ZM188 214V215H189ZM209 214V213H208ZM232 214V213H231ZM234 214H236L235 213V211H234ZM248 213H246V219H248V217L250 216V215H247ZM10 215V214H9ZM27 215V216H26ZM45 215V214H44ZM47 215V216H48ZM60 215V214H59ZM63 214L61 213V216H62ZM69 215H70V212H69ZM160 215H162V214H160ZM168 215H170V214H168ZM167 215V216H168ZM180 215H182V213L180 214ZM187 215V214H186ZM211 215V218L213 217ZM15 216V215H14ZM43 216V215H42ZM55 216V215H54ZM58 216V215H57ZM61 216H58V217H61ZM67 216V215H66ZM148 216V215H147ZM164 216V215H163ZM214 216V217H215ZM230 216H232V215H230ZM235 216V215H234ZM237 216H239V215H237ZM248 216V217H247ZM4 217V216H3ZM3 217H1L0 216V218H3ZM16 217H18V216H16ZM52 217V216H51ZM70 217V216H69ZM71 217H72V215H71ZM70 217V218H71ZM151 217V216H150ZM153 217V216H152ZM166 217V216H165ZM188 217L189 216H187V219H188ZM198 217H199V215L197 216L196 215V218L198 219ZM233 217V216H232ZM236 217V216H235ZM240 217V216H239ZM239 217H236V220L235 221H240L239 220ZM242 217H245V214L243 213V216L241 215V221H242ZM32 217H30V219H31ZM42 218V217H41ZM63 218H65L66 219V217L64 216ZM159 218H161V217H159ZM167 218V217H166ZM190 218V217H189ZM227 218H230V217H227ZM226 218V219H227ZM238 218V219H237ZM249 218H251V217H249ZM252 218V219H253ZM9 220H10V218H8ZM29 219V218H28ZM27 219V220H28ZM33 219V218H32ZM35 219V218H34ZM48 219H50V216H49V218ZM48 219H47V221H46V223L47 222H49L48 221ZM69 219V218H68ZM146 219H147V222H146ZM169 219H171V218H169ZM182 219V218H181ZM180 219V220H181ZM194 219V220H193ZM210 219V218H209ZM215 219H216V217H215ZM219 219H216V221H212V222H216L215 224L216 225H219L218 223L219 222H223V221H221V220H219ZM1 220V219H0ZM16 220V219H15ZM39 220V219H38ZM41 220V219H40ZM72 220V219H71ZM177 220V219H176ZM175 220V221H176ZM183 220V219H182ZM186 220V219H185ZM228 220V219H227ZM233 220V219H232ZM255 220V221H256ZM2 221V220H1ZM20 221V220H19ZM31 220H29V222H30ZM34 221H36V220H34ZM42 221V220H41ZM60 222H61V220H59ZM63 221V220H62ZM162 221V220H161ZM160 221V222H161ZM167 221V220H166ZM169 221V220H168ZM172 221H173V219H172ZM171 221V222H172ZM174 221V222H175ZM184 221V220H183ZM183 221H181V222H183ZM190 221V220H189ZM204 221V220H203ZM231 221V220H230ZM238 222L239 224L240 223H242V222ZM243 221H245V219H243ZM26 222V221H25ZM39 222V221H38ZM75 222V221H74ZM150 222V221H149ZM159 222V223H160ZM164 222V221H163ZM177 222H178V220H177ZM176 222V223H177ZM191 222V221H190ZM225 222H226V220H225ZM225 222H223V225L225 224ZM232 222V221H231ZM234 222V221H233ZM37 223V222H36ZM157 223V222H156ZM155 223V224H156ZM158 223V224H159ZM205 223V222H204ZM237 223V222H236ZM233 224V225H237V224ZM2 224L3 225H0V236L2 237V238H6L7 237V235L8 234H12V233H10L12 230V227L14 226V225H16V221H14V220H10V221H7V222H2ZM22 224V223H21ZM24 224V223H23ZM30 224V223H29ZM43 224V223H42ZM71 224V223H70ZM154 224V223H153ZM178 224V223H177ZM185 224V223H184ZM231 224V225H232ZM238 224V225H239ZM259 224H261V225H259ZM46 225H48V223L47 224H45V226ZM160 225V224H159ZM166 225H167V223H166ZM174 225V224H173ZM189 225V224H188ZM203 226H204V224H202ZM208 225H210V224H208ZM232 225V226H233ZM28 226V225H27ZM26 226V227H27ZM44 226V227H45ZM52 226V225H51ZM50 226V227H51ZM70 226V227H71ZM122 226V227H123ZM148 226V225H147ZM146 226V227H147ZM177 226V225H176ZM201 226V225H200ZM225 226H227L226 224L224 225V227ZM228 226H230V225H228ZM228 226H227V228H228ZM232 226H230V227H232ZM15 227V226H14ZM43 227V228H44ZM49 227V228H50ZM64 227V226H63ZM120 227V226H119ZM129 227H127V229H129ZM145 227V228H146ZM158 226H156V228H157ZM197 228H198V225L196 226ZM205 227H207V226H205ZM256 227V226H255ZM254 227V228H255ZM30 228V227H29ZM38 228V227H37ZM48 228V229H49ZM56 228H59V226L58 227H56ZM60 228H62L61 226H60ZM121 228V227H120ZM159 228V230L161 231V228L160 227H158ZM163 228V227H162ZM194 228V227H193ZM197 228H196V231H197ZM214 228V227H213ZM41 229H42V227H41ZM48 229H46V230H48ZM63 229V228H62ZM65 229V228H64ZM117 229H119V228H117ZM127 229H126V231H127ZM154 228H152V230H153ZM169 229V228H168ZM204 229V228H203ZM206 229H208V228H206ZM220 229V228H219ZM23 230V229H22ZM26 230V229H25ZM25 230H24V232H25ZM38 230V229H37ZM43 230V229H42ZM69 230H70V228H69ZM147 230V229H146ZM145 230V231H146ZM156 230V229H155ZM154 230V231H155ZM209 230V229H208ZM208 230H207V232H208ZM214 231H215V229H213ZM226 230V229H225ZM228 230V229H227ZM36 231V230H35ZM49 231V230H48ZM124 231V230H123ZM131 230L129 229V232H130ZM144 231V232H145ZM159 231V232H160ZM166 231V230H165ZM164 231V232H165ZM182 231V230H181ZM218 231H220V230H218ZM16 232V231H15ZM20 231H18V233H17V235L19 236V234L22 236V234L21 233H19ZM50 232V231H49ZM57 232V234H58V231H56ZM55 232V233H56ZM128 232V231H127ZM144 232H142V234L144 235L145 233ZM149 232V231H148ZM153 232V231H152ZM159 232H158V230H157V232L154 234L155 236H157V235H159ZM42 233H43V231H42ZM47 233V232H46ZM126 232H124V234H125ZM150 233V232H149ZM149 233H146V236H152V234H150V235H148ZM161 233V232H160ZM198 233V232H197ZM216 233H217V231H216ZM258 233V232H257ZM258 233V234H259ZM263 233V234H262ZM35 234V233H34ZM37 234H38V232H37ZM44 234V233H43ZM129 234V233H128ZM132 234V233H131ZM137 234H141V232H139V233H137ZM166 234V233H165ZM190 234V233H189ZM211 234V233H210ZM209 233H208V235H210ZM259 234V235H260ZM16 235V236H17ZM26 235V234H25ZM28 235H29V233H28ZM120 235V234H119ZM126 235V234H125ZM133 235V234H132ZM168 235H169V232H168ZM175 235V234H174ZM195 235H197V234H195ZM204 235H206V233H204ZM211 235H213V234H211ZM210 235V236H211ZM217 235H218V233H217ZM221 235V234H220ZM41 236H43V235H41ZM56 236V235H55ZM118 236V235H117ZM121 236V235H120ZM130 236V235H129ZM128 236V237H129ZM133 236H135V234L133 235ZM173 236V235H172ZM207 236V235H206ZM205 236V237H206ZM209 236V237H210ZM215 236V235H214ZM258 236V235H257ZM20 237V236H19ZM25 237V236H24ZM44 237V236H43ZM53 237V236H52ZM57 237V236H56ZM114 237V236H113ZM127 237V236H126ZM127 237V238H128ZM138 237H139V235H138ZM144 237V236H143ZM162 237V236H161ZM161 237H159L160 239H161ZM164 237V236H163ZM204 237V238H205ZM253 237H255V236H253ZM18 238V237H17ZM16 238V239H17ZM117 238V237H116ZM147 238V237H146ZM151 238V237H150ZM155 238V237H154ZM158 238V239H159ZM165 238V237H164ZM173 238H175V237H173ZM177 238H178V236H177ZM214 238H216V237H214ZM219 238V237H218ZM224 237H222V238H220V239H223ZM235 238V235H234V237H233V239ZM13 239H14V237H13ZM12 239V241H11V243L12 242H14V240ZM19 239V238H18ZM17 239V240H18ZM23 239V238H22ZM25 239V238H24ZM44 239V238H43ZM45 239H47V238H45ZM49 239H51L52 240V238H49ZM129 239V238H128ZM134 239H135V237H134ZM138 238H136V240H137ZM179 239H181V238H179ZM178 239V240H179ZM211 239V238H210ZM226 239V238H225ZM254 239V238H253ZM252 239V240H253ZM16 240V241H17ZM35 240V239H34ZM112 240V239H111ZM117 240H119V238L117 239ZM133 240V239H132ZM153 240H155V239H153ZM163 240V239H162ZM169 240V239H168ZM174 240H176V238L174 239ZM195 240V239H194ZM193 240V241H194ZM219 240V239H218ZM236 240V239H235ZM9 241V240H8ZM23 241V240H22ZM57 241V240H56ZM120 241H121V239H120ZM123 241V240H122ZM134 241V240H133ZM152 241V240H151ZM159 241V240H158ZM158 241H156V242H158ZM254 241V240H253ZM4 243H5V241H3ZM114 242H115V240H114ZM137 242V241H136ZM188 242V241H187ZM212 242V241H211ZM214 242V241H213ZM221 242V241H220ZM15 243V242H14ZM30 243H32V242H30ZM53 243V242H52ZM110 243L111 244H115V243H112V241H110ZM138 243V242H137ZM143 243H145V242H143ZM152 243H154V242H152ZM162 241H161V244L160 245H162ZM166 243V242H165ZM175 243V242H174ZM177 243V242H176ZM188 243H190V241L188 242ZM191 243H193V242H191ZM20 244V243H19ZM109 244V243H108ZM110 244V245H111ZM119 244V243H118ZM120 244H121V242H120ZM154 244H156V243H154ZM158 244H159V242H158ZM180 244H182V243H180ZM195 244V243H194ZM253 244V243H252ZM254 244H255V242H254ZM5 245V244H4ZM7 245V244H6ZM14 244H11L10 246L12 247V248H14V246H13ZM22 245V244H21ZM32 245V244H31ZM53 245V244H52ZM56 245V244H55ZM115 245H117V244H115ZM114 245V246H115ZM137 245H139V244H137ZM145 245H147V244H145ZM145 245L143 246V248H141V249H144V247H145ZM163 245H165V244H163ZM162 245V246H163ZM214 245V244H213ZM9 246V245H8ZM16 246V245H15ZM95 246H92L91 248H98V247H95ZM107 246H109V245H107ZM168 246H169V242H168ZM171 246H173V245H171ZM169 247V248H171V249H173L172 247ZM177 246V245H176ZM180 246H182V250H185L186 249V253H187V256L190 258V260L192 261L193 259H194V256L195 255H193V253L194 252H192L191 251V249H190V247L189 246H187V245H180ZM185 246V247H184ZM191 246V245H190ZM207 246H208V244H207ZM0 247H3V246H0ZM10 247V248H11ZM29 247V246H28ZM31 248H32V246H30ZM54 246H52V248H53ZM106 247V246H105ZM111 247V246H110ZM138 247V246H137ZM150 247V246H149ZM155 247V246H154ZM183 247L185 248V249H183ZM209 247H211V246H209ZM90 248V247H89ZM123 248H124V246H123ZM123 248H120V249H123ZM146 248V247H145ZM151 248V247H150ZM155 248H157V247H155ZM196 248V247H195ZM203 248V247H202ZM212 248V247H211ZM9 250V247L8 248H6L5 249V247H4V249L3 250H5V251H8ZM15 249V248H14ZM13 249V250H14ZM84 249V248H83ZM82 249V250H83ZM88 249V248H87ZM99 249H100V246H99ZM98 249V250H99ZM105 248L103 247V248H101V251L102 250H104ZM128 249V248H127ZM126 249V250H127ZM151 249H153V248H151ZM197 249V248H196ZM205 249V248H204ZM213 249V248H212ZM3 250H1V252L3 251ZM18 250V249H17ZM31 250V249H30ZM55 250V249H54ZM63 250H66L67 252L69 251V255L67 254V255H65L66 253L65 252H63ZM81 250V251H82ZM89 250H92V254H93V249H88V251ZM97 249H96V251H95V254H97L99 251H98ZM106 250V249H105ZM104 250V251H105ZM124 250V249H123ZM129 250V249H128ZM155 250V249H154ZM160 250V249H159ZM166 250V249H165ZM193 250V249H192ZM81 251H77L78 253L80 252L81 253ZM98 251V252H97ZM108 251H110V250H108L107 249V252ZM121 251V250H120ZM138 251H140V250H138ZM137 251V252H138ZM150 251V250H149ZM155 251H158L157 249L155 250ZM164 251V250H163ZM167 251V250H166ZM169 251V250H168ZM175 251V250H174ZM179 251V250H178ZM202 251H204V250H202ZM4 252V251H3ZM87 252V251H86ZM85 252V253H86ZM97 252V253H96ZM106 252V251H105ZM106 252V253H107ZM112 252V251H111ZM118 252H119V250H118ZM136 252V253H137ZM151 252V251H150ZM159 252V251H158ZM176 252V251H175ZM199 252V251H198ZM197 252V253H198ZM5 253H7V252H4V254ZM78 253H76V254H78ZM82 253H83V251H82ZM81 253V254H82ZM89 253H91V252H89ZM102 253V252H101ZM101 253H99V254H101ZM110 253V252H109ZM122 253H123V251H122ZM142 253V252H141ZM155 253H157V252H155ZM183 253V251H179V252H176V253H173V254H171L170 253V255L171 256H169L170 258H169V263L168 264H176L177 263V261H179L181 258H179V255H181ZM99 254H98V256H99ZM111 254H113V253H111ZM111 254H109L110 256H111ZM124 254L126 255H128V253H125V251H124ZM139 254V253H138ZM151 254V253H150ZM158 254V253H157ZM165 254V253H164ZM195 254V253H194ZM203 254V253H202ZM205 254V253H204ZM3 255V254H2ZM9 255H10V253H9ZM12 255V254H11ZM19 255V254H18ZM52 255H54V256H52ZM79 255V254H78ZM77 255V257L79 258L80 256H78ZM83 255H85V254H83ZM88 256H90L89 254H87ZM104 255H106V254H104ZM115 255H116V253H115ZM146 255V254H145ZM149 255V254H148ZM161 255V254H160ZM1 256V255H0ZM5 256V255H4ZM16 256V255H15ZM20 256V255H19ZM18 256V257H19ZM56 256V257H55ZM103 255H101V257H102ZM107 256V255H106ZM123 256V255H122ZM129 256H130V254H129ZM151 256H152V254H151ZM150 256V258H152ZM155 256H158V255H155ZM167 256V255H166ZM206 256V255H205ZM6 257V256H5ZM10 257V256H9ZM9 257H7L8 259H9ZM13 257V256H12ZM46 257V254L44 255V257L42 256V258H44V259H49L48 257L47 258H45ZM72 257H76V255H74L73 256V253H72ZM83 257V256H82ZM87 257V256H86ZM85 256H84V259L83 260H85V258H86ZM91 257V256H90ZM93 257H94V255H93ZM133 258H134V256H132ZM140 257H141V254H140ZM140 257H138V258H140ZM211 257V256H210ZM38 258H39V256H38ZM42 258H40V259H42ZM51 258V260H53ZM66 258H68V259H66ZM111 259H112V257H110ZM114 258H116L115 256H114ZM117 258H118V256H117ZM123 258V257H122ZM142 258L144 259V261H145V257H143V255H142ZM149 258V257H148ZM154 258V257H153ZM152 258V259H153ZM156 258V257H155ZM159 258V257H158ZM167 258V257H166ZM165 258V259H166ZM183 258V257H182ZM219 258V257H218ZM227 258V257H226ZM3 259V258H2ZM7 259V260H8ZM11 259V258H10ZM16 259V258H15ZM14 259V260H15ZM60 258H58L57 260H58V264H59V262L61 261V264H62V260H61ZM80 259V258H79ZM96 259V258H95ZM125 259L127 260V258L125 257ZM124 259V260H125ZM131 259V258H130ZM142 259V260H143ZM160 259V258H159ZM165 259H163L165 262H166V260ZM206 260H208L209 262H212V259L211 258H209L208 256L205 258ZM220 259V258H219ZM218 259V263H221V260H219ZM232 259H233V257H232ZM4 260V259H3ZM3 260H1L0 259V264H3ZM14 260H12V262L14 261ZM17 260H18V258H17ZM16 260V261H17ZM76 259H72V261H75ZM94 260V259H93ZM97 260V259H96ZM101 260V259H100ZM104 259L102 258V261H103ZM107 261H109L108 259H106ZM116 260V259H115ZM124 260H121V261H123L124 263H125V261ZM132 260H134V259H132ZM142 260L140 261V263L142 262ZM147 260V259H146ZM154 260V259H153ZM158 260V259H157ZM162 260V261H163ZM168 260V259H167ZM213 260H214V257H213ZM9 261V260H8ZM8 261H7V263H8ZM11 261V260H10ZM19 261V260H18ZM38 261H40L39 259H38ZM50 261V260H49ZM80 261V260H79ZM86 261V260H85ZM106 261V262H107ZM112 261H114L113 259H112ZM117 261V260H116ZM143 261V262H144ZM163 261V262H164ZM185 261H186V258H185ZM189 261V260H188ZM201 261V260H200ZM216 261V260H215ZM257 261H255V262H257ZM11 262V263H12ZM20 262H21V260H20ZM19 262V263H20ZM22 262H23V259H22ZM27 262V261H26ZM42 262H43V260H42ZM44 262H45V260H44ZM47 262V261H46ZM106 262H105V264H106ZM122 262V263H123ZM152 262V261H151ZM150 262V263H151ZM179 262H181V261H179ZM178 262V263H179ZM183 262V261H182ZM199 262V261H198ZM209 262H208V264H209ZM223 262V261H222ZM257 262V263H258ZM5 264H6V261L4 262ZM10 263V262H9ZM17 263V262H16ZM19 263H17V264H19ZM38 263V262H37ZM36 263V264H37ZM51 263H52V261H51ZM66 264L68 263L69 264V261H66L65 262ZM74 263H76V262H74ZM114 263V262H113ZM117 263V262H116ZM118 263H119V261H118ZM123 263V264H124ZM134 263V262H133ZM148 263V262H147ZM149 263V264H150ZM154 263V262H153ZM158 263H159V261H158ZM177 263V264H178ZM188 263V262H187ZM194 263V262H193ZM201 263H203L202 261H201ZM215 263V262H214ZM224 263V262H223ZM226 263V262H225ZM30 264V263H29ZM38 264H40V263H38ZM43 264V263H42ZM46 264V263H45ZM48 264V263H47ZM50 264V263H49ZM53 264H55V262L53 263ZM76 264H79L78 263V261H77V263ZM87 264V263H86ZM97 264H98V262H97ZM104 264V263H103ZM110 264V263H109ZM121 264V263H120ZM160 264V263H159ZM162 264V263H161ZM186 264V263H185ZM230 264V263H229Z\"/></svg>",
	"mask_w": 264,
	"mask_h": 264
}]
</instances>
